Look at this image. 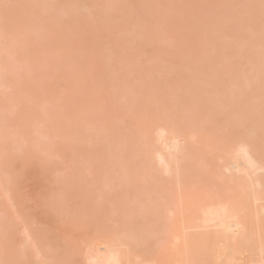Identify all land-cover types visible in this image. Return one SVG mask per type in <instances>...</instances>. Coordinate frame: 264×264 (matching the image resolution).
I'll list each match as a JSON object with an SVG mask.
<instances>
[{"label":"bare ground","instance_id":"obj_1","mask_svg":"<svg viewBox=\"0 0 264 264\" xmlns=\"http://www.w3.org/2000/svg\"><path fill=\"white\" fill-rule=\"evenodd\" d=\"M86 1L87 0H0V75L1 77L5 76L4 75L5 70L7 69L9 71L8 66L11 65L10 68H12V70L11 69L10 70L12 71V74L10 73L11 71H9L6 74L9 76L7 77L5 76L6 82H4L5 83L4 86H6L7 83L10 84L11 81L15 79V77L19 78L20 76H16V75L20 73L21 75L20 79L24 77L22 78V80L19 79L21 83L19 82V80L16 79V80H13L12 82L15 81L17 82V84H15L14 82L11 85L15 84V87H17L18 84L19 85L21 84L19 87L22 86V88H20L19 91L22 96L23 94L24 96L25 95L27 96V94L29 96V92L27 90H29L30 86L32 85L30 83V86H28L29 83H27L28 82L27 80H30L29 78L31 77V74L35 71V70L32 71L30 67L36 69L35 67L32 66V65H35V63H37L34 61L35 59H38L37 57L35 58L36 53L39 52V54H37V56H39L40 53L42 55V52H45L47 51L46 49H48L46 53L48 54L50 53L51 55L52 51L50 50V48L55 49L53 50V52H56V51L59 52L61 51V49L63 51L64 45L67 42L69 43L66 44L67 48L65 45L66 51L68 50L70 51L72 49L71 46L73 47V49H75L76 47L73 46L74 44L76 46H78L79 44V46L82 48L87 43L86 41V43L84 44L87 37H88L87 40L88 41L90 40L92 45L90 46L88 45L89 43H87V45L84 46L83 48L85 50L88 49L90 52H92L93 50L96 51L98 49H102L103 45L100 46L101 48L100 47L98 48L99 44H104L105 47L107 48V44L105 40L109 38L107 36H110V33L109 34L104 33L106 30H108L107 28H110V31L112 30L111 34H114V32H117V33L120 32V35L124 34V37L122 35L120 37L118 34V37L120 39L123 38L121 40L123 43L120 42L119 38H115L116 36L114 35H113L114 37H112L111 35L112 41L111 40L110 41L113 42L114 45L117 44L116 46L117 48L114 53V56L112 53H111L112 57L110 56V53L107 51L108 49H105L106 52H104L103 50L104 48L97 52L94 51L93 53H91V56H90V57H93L96 55V53H97V56L98 54H100L101 57L95 56L93 57L95 58V61L94 59L91 61V63H94L97 61L96 58L97 59L99 58L100 65L103 64L101 63L102 60L104 62V60L107 59V62L105 61V63H107L109 67H107L105 63L103 65H105L104 68L106 67L108 69L111 68L110 74L109 72L108 74L110 78L113 80V85L110 84L112 85L111 87L112 90H109V92H107L110 95L105 97V95H107L106 91L108 90V88H110V85H108V88L106 87L108 83L107 80H106L107 83L104 80L105 85L102 82L103 80L100 81V84H98L100 79H98V81L96 82L97 84L95 82L93 83V81L90 80L92 82L91 83L92 86L87 85L88 87L94 86L97 96L99 94L100 97L99 96L98 97L99 98L102 97L101 99H103L102 94H104V98H106L105 100H107V102H111V104L112 103L117 104L118 102L114 100H109V99H112L111 96L112 97L115 96L117 99L119 98V100H121L122 102L121 103L122 105H120L119 102L118 104L123 108L122 118L121 116L116 117L117 116L116 114L120 113L118 115H121L122 111L117 112L118 111L117 110L118 108H117L113 110L115 112L113 111L111 112L110 109H112V106L111 108H109V106L111 105L110 104L108 106L109 103L106 105V108L108 107L109 109L108 108L107 109L110 111H107V109H104L105 110L104 111L100 109V107H98L100 106V104L103 107L104 103L106 104L107 102H105L104 100L98 99V97H97L98 99L97 101L100 100L102 101V103L96 101V97L93 95L94 88H91L92 89L91 91L93 93L92 95L95 98L92 97L94 102L91 99H89L92 102V105L90 104V106L91 107L93 106L92 108L96 110L94 105L96 104V102L97 104L99 103L96 106L97 108H99V111L98 110L96 111H98L101 114H104L105 112H108V113L111 112L110 114L112 116H110V114L108 115L109 117H111L110 118L111 120L108 119V116L107 117L103 116V122H101L100 124L97 123L98 120H99L98 122H100V120L102 121V118H101V114L98 115L99 113L96 112L97 115L95 113V117L96 118L100 117V119H96L94 117L93 119H96V120H93L94 121L93 123L91 122L89 123L88 121H86L87 119L86 116L87 115L89 116L90 114L88 110L91 108H88L89 107L88 105L87 106L88 110H86V107H85L86 104H84L86 102L84 101L82 102V99H79L81 97L80 92L82 90L79 92L80 97L78 96L79 97L78 99L81 100L80 103H83L85 105L82 107L85 108L88 114L85 113L84 117H82L81 119L85 121L87 124L89 123V125L88 126L86 125V127L84 126L85 127L84 128L82 125H85L86 123L82 121L84 123L82 124L80 120L77 124L78 117L76 116L72 117L74 115V112H76V110L78 114L82 112V110H80L82 108L80 107L82 104H78L80 105L79 106L80 108L77 105L79 109L78 111V109L76 108V105L74 104L76 100H78L76 99L77 97L76 94L75 95L73 94V92L75 93L76 91H73V89L72 90L70 89L71 83L73 85H76L75 83H73L75 79H72L71 75L72 77H76V80H78L79 78L77 76H80L82 74L81 73L82 71L80 70H82L83 68L85 70L84 71L85 74L87 73V70L84 67L85 64L83 63L84 64L83 66L82 61L80 60L79 57H77V59L75 58V61L80 60L79 62L81 63L80 64L81 69L79 68V70L77 71L78 72L80 71L81 74L79 75L77 73V76H76L75 72L73 73V71L75 70H73L71 74L69 75L66 74L65 72H70L68 70H72L74 67L73 65L77 67L76 63L73 64L74 63L73 56L75 55L74 53H78L77 51L78 49L80 50L79 52H81V50L83 52L84 50L83 48L80 49L79 46L78 48H76V50H74L75 52L73 51V49L71 50L73 53L70 51L71 54L70 53L68 54L67 52L68 55H73L72 58L71 56L70 58L69 56H67V58L69 59L66 58L67 59L66 61H69L72 59V61H70V62H73L72 63L73 65L71 66L72 69H68V68L66 69L64 67V69H66L67 71H65L64 69L62 70V68H60L61 63L59 62H58L59 63L58 67L57 65H56L57 68L55 67L56 70L60 68L62 71H65L64 73L66 75L64 76L66 78L63 76V72L60 71L62 73L63 78H65L64 80L67 81V79L69 80L71 79L72 80V81L70 80L71 82H68V83L64 82L63 78H60L61 73L59 72L60 73L59 74L60 76H59L57 74L58 72L54 70L55 68H53V71L54 72L56 71V73L55 74L52 73L54 74V76L57 74L55 77L53 75H50L51 72L47 73L49 69L47 70L45 68L44 70L47 74L43 75L45 72L44 73L42 72V75H39L41 76V78L43 77L45 78V80H47L46 76H48L49 74L50 76L54 77V78L51 77V79L53 78L52 81H56L57 78H59L58 81L60 83L62 80L64 84H67V85L69 84L68 86L71 91V94H73L74 96L69 93L70 91H68L69 94H67V92L62 93V94L67 100L69 99V97L66 98L65 94H67V96L71 95V97L72 96L74 97V102H70V101H73L72 99L73 97L70 98L71 99L70 101H68L72 105L65 103V106L70 105L75 110L73 109L74 111H72V108H70L69 106V108L71 109L70 110L68 108L70 114L69 115L67 114L68 116L67 115L65 116L64 114H66V112L68 111V110L67 111L63 110V109H67V107L66 108L63 107V104H62L65 100L63 96L61 95L57 97L58 96L57 91L61 89L62 86L61 88H59L60 85L58 86L57 83L54 82L55 84H53L52 81H48L50 79L47 80L49 83L51 82L50 84L46 83L47 81L45 82L47 85L48 84L53 85L54 87L55 85L56 87L58 86L57 90L54 87H52L54 91L56 90L55 91L57 93L56 97L55 96L54 97L46 96V97H50L51 100L55 98L59 99L62 97V99L64 100L61 103L62 104L61 107L63 108L61 109L60 107L63 115H61L60 114L61 112L59 111H57L58 115H56L57 112L55 114V111L57 108L56 107H55L56 109L53 108L54 104L57 105L56 102L59 103V100H61L59 99L58 101H55V102L53 101L54 104H52L53 105L52 109L54 110H52V113L54 114L52 113L49 114L51 112L49 108L48 113L46 114V116L48 117L46 118H49V116L53 118L58 116L57 119L55 118L54 120L60 123V121L65 120L72 113L71 115L72 120H70L69 118V120L61 122L59 124V126L60 125L65 126V123L67 122L66 123L67 126L65 127H67L68 129L71 128L70 131H68V129L65 128L64 126L62 127V129L64 130L61 131L60 129L61 126L58 128L57 122L56 121L55 123L52 122L53 121L52 118L50 119V122L54 123L55 128L53 129L50 127L47 128L48 125H50L47 123H46L47 125H44V123L46 122L44 120H47V119L45 118L43 119V116L40 118V116H38L37 114V118L39 117V120L42 119L41 121H44V123L38 121L36 116H33L35 119H32L30 117L32 120H34L33 128L35 129L36 127L37 129L38 128L37 124H43V126L40 125L41 128H38V129L40 130L42 136L43 135L44 136L38 137L39 135H41L40 133H38V135L36 134L38 138L35 139V135L32 136L31 134V132L33 131L32 130L33 128L29 130V127H28L30 122H31L30 125L32 124V121L28 122V124L25 122L26 120L23 121V118H26L27 116L25 113L26 110L25 112H23L22 110L24 109L23 108L24 106L21 108L19 107V105L22 106L23 104L22 98H24V96L20 97L22 99L21 100L22 102L19 103L18 100H20V98H18V96H21V95H18L19 92H17L18 91L17 88L11 85L8 86V88L7 86L0 87V89L3 88L2 89L3 92L2 90L0 91V93L3 94L2 95L3 97L0 98V99L3 98L2 101L0 100L1 101L0 105L1 104L4 105V106L1 105L2 108L1 107L0 108L2 110L4 108V111L7 114L10 111H12L10 112V114H12L13 111L15 113V114L13 113L12 115L9 114L10 115L9 116L7 114L3 115L4 111L3 112L2 110L0 111V113L2 112L0 116L2 115L4 117L3 118L1 116V119H0L1 120L0 127L2 126V128H0V131L2 130V133H0V150H1L0 153L2 155L5 154L7 157H9L8 158L9 160H7L6 158V162L10 161L11 158L12 160H14L13 158L16 159L17 156L19 155V154L17 155L18 150H15L17 148H14L16 147L15 145L20 143V145H17L18 149L19 148L24 149V145L25 144L27 145V143H29L28 145L30 146V142H28L31 139L30 137H29L30 139L28 138L29 139L28 141H27V137H25L26 139L23 142L24 145L21 142L17 143L18 140L19 141L23 140V138H21L20 135H22L23 133H24L23 135L28 134V136H31L32 138L34 137L33 139H35V143L32 140L34 145H36V142L38 140L39 144H43L42 146H45L48 143L46 145V147L48 146L47 148L55 147V149L53 150L50 149L52 150V152H50V150H47L50 153L45 151L46 154L49 153L48 155L49 159L53 157L54 155V159L56 160L57 158H59L57 155L62 156V154L64 153L63 154L64 156L62 157L63 159L67 157V158H71V159H68L67 161L69 160L73 161V158H74L76 161V163L74 161L73 162L69 161L70 163L67 164L68 162L65 160L67 167L68 165L70 166L71 163H75L73 165L71 164L72 165L71 168L74 170V173H72L73 175L71 174L70 167H69L70 173L66 171L68 169H65V171L67 172L66 174L64 171H62V173L64 172L65 174V175L63 174L64 175L63 177L66 179L68 178V176H70L69 174L72 175L71 178L70 177L68 178L69 180L71 179V181L68 180L69 183L68 182L65 183V185L67 184L65 187L63 185L64 183L61 184L66 190L65 191L66 194L64 195L60 193L59 189H62V187H58L57 184H55L56 183L55 181H51V182L52 183L55 182L53 184H55L56 186L54 185L53 186L55 188H58L56 191L57 193L58 192L60 193L58 198L57 196L55 198V192L54 194L49 193V195H51L50 197L48 194H46V196L48 195L47 197L49 198L53 197L55 198L54 201L55 200L57 201V204L53 205L54 207L53 210L54 212H57L60 214V217L57 215L60 219L66 216L67 220L69 221L68 217H71L72 219L70 218V221H69L71 224L68 223L67 220L66 221L68 225H72V226L74 225L75 227V224H76L75 221H78V220L77 219L74 220L75 224H72V221H71L75 217L82 218V221L87 220L88 222L90 220L91 222H93V220L95 221L100 220L99 219L100 213H98L99 210L97 211L96 209V211H94V209L92 210V208L90 210L89 209L87 210V208H89V205L92 206L94 204V202H91V200H97L96 204H100L102 206L103 205L109 206V210L107 214L108 215L107 222L106 221H105L106 223L103 222L104 226H102V229L100 226H98L101 229V231H98V229L97 230L95 229L98 232L97 233L95 232L96 235L93 237L91 236L92 238L90 237L91 233H89L91 230H88L89 232H87L89 236L87 235L88 237L86 238L90 237L91 239L89 238V240L87 241L88 243L86 242V244H82L83 246L86 245L87 247L85 248L86 250H84L83 252L84 253L83 259H82L83 253L81 251L83 246L79 243L80 242L83 243L85 242V240L80 241L77 238H75V235L79 233L77 232L76 227L74 229L75 235L74 233L73 235H74V238L78 241H75V240L73 241L77 242L78 246L79 245L82 246V247L80 246L81 248L79 247L80 250L78 249L77 246H75L76 244L74 243L71 244V245L74 244L73 246H71V248L69 247L70 246L69 244H66L70 241L72 242L71 239H73V235L72 236L70 235V238H68L70 240H66L68 242L65 243L64 241H62L65 244H60V242L58 241L59 243H57V246L58 248L59 246L61 247L59 249L56 248V250L58 249L57 251L64 253V256H66L65 258L68 259L67 263L72 261L71 263H75V264H264V0H218L217 3H214V7L211 5H209L210 7H208V4H206L207 0L206 1L204 0L205 3L203 0H198L201 5H204V4L207 5V7H205L204 5L205 8H210L208 9V11H210L209 13L211 12L213 13V16H212V13L209 14L211 15L212 18L210 16H204L203 13L202 14L199 13V15H203L201 16V18L202 17H204L205 19L207 17H209L208 19L211 18L210 21H212V23H208L210 21L204 20V18H202L203 22L208 21L207 22L208 26L206 25L207 23H204L205 27L207 26L209 29H211L210 27L213 24L212 25L213 29H211V31L207 27L205 28V30H202V32L206 31L205 34L207 33V30H208V33L212 32L209 35L207 34L205 36H203L204 33L200 31L201 28L197 26V28H199L198 32H200V36L202 35V38L200 36L198 37L199 35L198 32L196 34L197 36L195 37H198V39L201 38V40L199 39L200 42H197L200 45L198 44L195 45L196 43L195 44L193 43L194 45H192V41L190 42L191 45L190 43L186 44L185 38H184V42L181 39H180L181 41H179L178 39V37L180 38L181 36L184 35L180 33L179 35L181 36H178V33L180 32V30H183L185 28L186 23H188L189 28L191 25H192L191 27H193V23H189L191 22V19L190 18L188 19L187 17H185L188 15L187 13L188 11H186L187 15L183 16V14L185 13V12L183 13V10H185L183 7L186 6L187 7L186 10H188L190 6L188 1H187L188 4L185 3L184 0L183 2H181L182 0H179V1L177 0H106V1L100 0L99 1L98 0L99 3L96 2L97 0H88V2ZM168 1L169 2L171 1L170 4H168L169 3ZM193 1H196V0H193ZM193 1H190V3H192ZM210 1L211 0H209L210 4H212L213 1L216 2V0H213L211 2ZM219 1L223 2V3L220 2L221 9H218V6L220 5L218 3ZM174 2L175 3L179 2L178 5H182L181 7L183 9L180 6L173 4ZM94 3H97V5ZM195 3L196 2H194V4ZM194 4L192 3L191 6L193 5L192 7L194 8V10H196L194 7ZM222 4H224V6ZM170 5H171L170 9H172L173 11L169 10ZM216 5L218 6L215 7ZM99 6L103 8H100ZM172 6L174 7L176 6L175 9L177 8V10H179V7L181 8L180 12L183 14L180 13V18H178V20L183 18L181 23H184V25L182 24L184 28L182 29L179 28L181 24L178 25L179 21L177 20L176 15L174 16L173 14V12L175 13L176 11L174 10V7ZM192 7L191 9L193 10ZM197 7L199 8V6H196V8ZM211 7L214 8L213 10L214 12L211 10L212 9ZM198 8L197 10L199 12L200 9ZM216 8L218 10H216ZM87 10H89L88 14L91 13V16L87 14ZM203 10L201 12H203ZM168 11H169V14L167 16V14L165 15V13H167ZM215 11H218V12H215ZM84 12H86V14ZM195 12L196 11H194V13ZM191 13L192 15L194 14L193 11ZM191 13L189 14L190 16H192ZM196 14L198 15L197 12ZM206 14L208 15V12ZM64 15L67 18H64ZM68 16H70L69 19L71 17L73 18L76 17L79 20V23H76V21H78L76 18L74 19L75 23L72 22L73 19L71 18L72 20L71 19L69 20ZM162 16H164V18ZM91 17L92 19H90ZM173 17H175L176 19L175 18L173 19ZM193 17L192 19H194V23H196L197 25V20ZM197 17L199 18V16ZM83 18H86L87 25H86V22L84 21L85 19L83 20ZM87 18L92 21H87ZM184 18H187L186 23L183 21L185 20ZM201 18L199 19L201 20ZM65 19L71 23L67 24L66 21H64ZM167 19H171L172 24H171V20H169L170 23L169 22H166V23H169L171 25L175 24L173 21L177 23V26H175V29L176 27H178L179 29L178 31H175L174 26H172L173 28L171 27L173 29V32L171 33L172 35L174 32H178L176 33L177 35H174L176 36L175 40L173 39L172 35L168 33L171 31V28H168L169 31L168 30H167L168 32L165 31L164 34L162 35L163 33L162 31L164 29L162 30V28L159 29L160 27H158V24L159 26L163 25V27H165L164 20H167ZM38 20L42 21V26L45 28H42V27L39 28L41 24L39 23ZM82 20L84 21L83 22L84 24L81 23ZM143 20L146 21V22H143L145 23V25L142 23ZM161 20H163L164 23H161L162 22ZM34 22H36L35 23L36 25L38 24L37 29L34 25ZM44 22L48 23L47 26L45 25ZM95 23L96 24L98 23L100 25L102 24V25L98 26L97 24L96 28L94 29ZM92 24L94 25V27L91 26ZM169 24L167 25V27H169ZM68 25H70V27ZM203 25H201L202 29L204 28ZM14 26L17 29L13 28ZM64 26L66 27L63 28ZM67 26L70 30L71 29L73 30L71 31L72 35L78 33L79 36L76 35V37H81V39L74 37L77 41L76 42L75 39L72 38L73 36L70 35L71 32L67 31L66 33L71 36V38L69 39L70 36L67 37L65 33V31L68 29ZM78 26H82V28ZM97 26L99 27V29ZM102 26H104L105 29ZM188 26H186L185 30L186 31L188 30V32L191 33L194 29L190 28V30L192 29L190 31L189 29H187ZM10 27H11L10 29L11 31L12 29L13 31L14 29L15 31L23 30L22 32L16 33L17 35H20L21 40L24 39L22 43L28 40L25 38L31 37L29 38V39H32L31 42L34 41L33 39H38V37L41 38V35H39L41 33L42 35L43 34L47 35L45 37L46 39L48 38L50 41L48 39L46 40L43 35L41 39L39 38V40H35L36 43L35 41L34 43L33 42L31 43L29 41L27 42V44L31 43L32 46L33 44L34 45L36 44L37 46L40 40L41 42L46 40V42H50L51 44L49 45L48 43V46L46 42H42L41 46H39L40 44H38V49H39L38 52L36 50L37 49L36 46H35L36 49H34L33 47H31V45H29L30 48H32V51L35 50L34 52L35 56H34L33 55L34 53L29 50L30 48L27 46V44H25V50L23 49L24 44L22 47L20 37L17 38L18 39V42H17V40H15L16 38L13 39L7 35ZM31 27H34V28L31 29ZM53 27H56L57 31H55L56 29L55 28L53 29ZM91 27L93 31L91 30ZM167 27H165V29H167ZM80 28L81 30H84V28H86L87 30H91V32H97L95 30L98 29L99 33L103 32L104 30L103 33L106 34L107 38L105 39V37L103 36L102 38H100V39H103V41L102 40L100 41L98 36L101 34L103 35V33H101L99 35H96L97 37L95 36V34H93L95 37L94 39L91 35L92 33L89 31L90 37H92L89 39V36L86 35L85 33L86 29H85V32L81 31L82 32V35H81L80 30H78ZM193 28H196L195 25ZM40 29L41 31H39ZM51 29L55 32H53ZM63 29H64V32H62ZM113 29H114V32H113ZM29 30L30 31L33 30V31L27 32ZM34 30H37L36 34L33 33V32H36ZM76 30H78L79 32H76ZM117 30H120V31L118 32ZM159 31L160 33H158ZM195 31H193L194 34H192V37H190L191 35L188 32L183 37L185 36L187 37V35H190L189 36L190 38L188 37L190 40L192 38L196 39L195 37H193V35H195L196 33ZM23 32L25 33L24 34L25 38H22L21 36ZM56 32H58L59 34L60 32L65 33L63 34L65 36L60 34L62 37L60 36L59 38ZM13 33H10V34H13ZM26 33L27 34L30 33L29 34L30 36L28 37ZM16 34L14 33L13 35L16 36ZM48 34H50L49 35L50 37L53 36L54 39H57V40L60 39V41L58 42H60L61 45L57 46V44L59 45L58 42L56 43L57 40L54 41L52 37L50 39V37H48ZM87 34H89L88 31H87ZM160 34L163 36L162 38ZM5 35H7L6 37H10L13 41L15 40L14 42H12V40L10 41L8 40V43L9 42L13 43V45L10 43L12 47L9 44L7 45L6 43L7 38L5 37ZM32 35L33 37L36 36L37 38L36 37L32 38ZM115 35L117 34L115 33ZM164 35L166 38L164 37ZM56 36L57 38H55ZM83 36H85L86 38ZM170 36L172 37L171 40H173L174 42L176 41V38H177L181 46L182 45L183 46L187 45V46L183 47V49L181 50L182 47H180L179 44H177L178 43L177 41L175 42L176 45L175 44L173 45V42H169L171 40H167L170 38ZM61 39L63 42L61 41ZM78 39H80V42L82 44L79 42ZM146 39L153 40L151 41L152 45L149 42V44L151 45L150 46L151 49L150 47H148L151 51H153L152 49L156 50L158 46H160L161 48L164 46L163 48L168 50V52L164 50L162 54L161 48H160V51H158L159 49H157L156 51L154 50L153 52L150 51V54L152 55L148 54L149 53L148 50L146 51L148 53H146L145 51H142L140 48V45L142 47L144 46L142 45V43H140V41L146 40ZM159 39L161 42L163 39L164 40L162 43H160ZM65 40H66V43H64ZM68 40H71L73 45ZM94 40H97L100 43H98L97 45L96 43L97 41H94ZM124 40L126 41V43L129 42L127 43V45H128V49L130 48V51H131V47L133 46L129 47V44H131L132 42L139 41L140 43L138 44L139 46L136 43L134 44L132 43V45L138 46L137 50L135 49L136 54H137V51L139 52L137 56H135V53H133L134 56H132L133 54L132 55L129 54L128 49L127 50L125 49L127 48V45L123 46L124 44H126ZM155 40L159 41V43H157L156 41L157 45H154ZM165 41H167L168 46L165 43ZM145 42H143L144 45H145ZM180 42H183V44H181ZM206 42H207V45H206ZM208 42H212L211 44L212 46ZM43 43L46 44L47 47H45ZM54 43L56 46L53 45ZM110 43H108V45ZM119 43H121L122 46ZM169 43H171L172 46ZM68 44H71V45H68ZM203 44L206 46H204ZM14 45L17 47L16 50L14 49L15 48ZM42 45H44V48ZM188 45H190L189 48H188ZM213 45L216 46L212 48V49L216 48L215 54H212L213 52L209 53L208 51L210 50L207 51V49H205V48H208L209 46L213 47ZM26 46H27V49L29 48L27 52H26ZM92 46L97 47L98 49H95V48L93 50L90 49ZM152 46L154 47L152 48ZM165 46L167 48L170 47V49L169 48L167 49ZM175 46H178V47L176 48ZM10 47L13 51H15V53L18 51V47H20L19 51L22 48V51H20L19 53V55L20 54L21 55L20 56L18 55L19 51L16 54L10 53L11 52ZM210 47L208 49H211ZM40 48H43L41 49L42 52L40 51ZM58 48H60V50H58ZM122 48H124L125 51ZM179 48L181 52L175 51L176 49H179ZM172 49H173V53L170 54L171 51L169 50H172ZM121 51L122 53L124 51V53L126 54L125 59ZM140 51L144 54L141 56L147 57L149 55L150 57L148 56L147 59L146 58L141 59L139 57L141 53ZM21 52H24L26 55H22ZM103 52L104 54H102ZM156 52H158L159 54ZM6 53L10 54L8 55L9 57H13V60L11 58L12 61L8 58V56L6 57ZM30 53H32V55L35 58L33 60L34 63L32 64L31 62H29V64L31 65L30 66V65H26V61L28 64V60L26 61L22 60L25 63L23 65V63H21L22 61L20 60L23 57L26 58L28 54H29L28 55V58H29ZM153 53L155 55L158 54L161 56L166 55L167 59L169 56L168 60H171V61H173L175 57L177 58L174 62L169 63V62H166L167 59L164 60L165 58L164 56L162 58L161 57L158 58L159 57L158 56L157 59L154 57H151L154 55ZM175 53H177V56L174 55ZM12 54L17 55V56L14 57ZM44 54L42 55L43 57L41 58V59H44L43 63H45V65H47V63L52 64L53 61L49 63V59H47L48 62L46 63L45 57L48 54H45L46 55L45 57H44ZM55 54H52V55H55ZM92 54L94 55L92 56ZM172 54L173 56L171 57ZM2 55H4L5 57H3ZM61 55H64V52ZM102 55L107 56L106 59L103 58ZM33 56H31L32 59H33ZM126 56L129 58H131L132 56V58L124 62V60H126L127 58ZM14 58H16L15 60L20 61V63L22 64L21 67L26 65L28 67L30 66L29 67L30 69L28 67L26 69V66H25L23 70L24 74L22 73V71L18 72L17 71L19 70L18 65H20V63L19 61H17L18 64H14L16 63L14 61ZM81 58L84 59V57H81ZM138 58H140V60ZM41 59L37 60L39 62V67H40ZM54 59L55 57H53V59H50V60H54ZM6 60L7 61L9 60L10 64H9V61L7 62ZM29 60L32 61L31 59ZM62 60L65 63L64 59ZM84 60L86 61V59ZM142 60H145V62L142 63ZM114 61H115V64L113 63ZM12 63L14 64L13 66H17V67H14L13 69ZM66 63L68 64V62ZM7 64L9 65L5 66ZM77 64L79 63L77 62ZM68 65H70V63ZM41 67L43 69L44 66H42L41 64ZM47 67L50 68V65H48ZM67 67L71 68L70 66H67ZM15 69L16 71L14 72ZM21 69L22 68H20V70ZM25 70H28L29 73L32 72L30 74V77L29 75L27 76L28 73H26L27 71ZM99 71H100V68H99ZM104 72L102 73L104 74ZM13 73L14 74L16 73V75H13ZM102 73L100 74L98 72L96 76H98L99 74L102 75ZM85 74L82 75V77L86 76ZM111 74L113 76H111ZM67 75L70 77L67 78ZM106 75H103V77H105ZM26 76L28 79H26ZM89 76H90V79L92 80L94 79L96 80V78H99V76L95 78V74H94V77H91L92 75L88 73V75L86 76L87 79L85 81L89 80L88 79ZM109 76H106V77L108 78ZM7 78H10V80H8ZM7 80L10 82H7ZM23 80H25L24 81L25 86L28 84L27 90L24 88V91H27L28 93L27 92L23 93L24 92L23 91L24 85L22 84ZM112 80H110L109 82H112ZM3 81L0 80V83ZM101 82L103 83L104 86H102L100 89V86L98 87V85H101ZM37 83H35V85H37ZM72 84L71 86L73 88ZM41 85L43 87V84ZM12 87L14 90L15 89L17 90V91L15 90L16 92L14 93L15 94L14 96L18 98V99L14 98L13 100L17 101L19 105H17L15 102L13 105L15 104L16 105L11 106L12 104L11 102L13 100L12 101L11 99L9 100L8 96L11 98L13 93L11 94L10 92H14L12 91L13 89L10 90ZM39 87L41 88L40 85ZM159 87H164L165 89L167 87L166 91L168 90V93H165L166 91L163 89L164 95L166 94L167 97H165L166 95L165 96L161 95L162 91L161 93H154V94L150 93L151 90L153 92L154 91L153 89H156ZM4 88H7L8 91L10 90V92L8 93V96L6 94L5 98H4V95L7 90ZM35 88L39 90L36 91ZM40 88L33 86V89L35 90L33 91V93L35 92L38 93L40 91ZM86 88L87 87L85 86L84 90ZM21 89H22V92H21ZM82 89H83V85H82ZM99 90L101 91L105 90V93L104 92L100 93ZM156 90H160V88ZM110 91L111 92L113 91V93L111 94ZM60 92L62 91L60 90ZM33 93L30 94L32 97H33ZM37 93L34 94V97L38 96ZM149 93L152 94V96L154 95L153 97L155 98H156V95L159 94L160 96L159 95L158 96L160 98L164 96V98L166 99L165 100L164 98L162 100L161 99L154 100L153 98L151 99L152 96H150ZM16 94L18 96H16ZM41 96H43L41 98H43L42 101H45V105H48L46 104L47 103L46 100L49 101L50 99L46 98L45 95H43V93ZM34 97H33V100H35ZM115 97L113 99H115ZM159 97L157 98L159 99ZM28 98L26 99V101L27 100L28 101L24 102V105L27 104L26 108L29 109V107H31L29 106V104L30 105L33 104V106H35L34 105L35 102H37L35 104H38V106H40L38 103V101H40V104H41L40 97H38L40 98L39 100H37L36 98L37 101L33 103H29L30 99H31L30 100L31 102L33 100L32 98L30 99ZM5 99H7V102L10 105H8V103H2L4 101L6 102ZM77 103H79V101H77ZM93 103L95 104L93 105ZM6 104L10 106V108L12 107V110H10V108ZM5 105L7 107H5ZM119 105L118 106L115 105V106L120 107ZM115 106L114 108H116ZM16 107L19 112L16 111L17 110ZM19 108L21 109L22 113L20 112ZM42 108L43 106H41V108H38V109L36 108V111L38 110L44 113L45 108L43 109V111H42ZM57 110H59V107ZM62 110L65 112H63ZM85 110H83V112H86ZM92 110L93 109H91V112ZM100 110H102L103 113L100 112ZM38 111L37 112L33 111L34 114L31 112L29 113L35 115V113H38ZM41 112H39L40 115H42ZM46 112L47 110L45 111V113ZM17 114H19L20 116L22 114L24 117L22 116L19 117V115ZM114 114L116 115L115 120H114L115 118ZM82 115L80 114V116ZM17 116L18 118H16ZM10 117L12 118L14 117L15 121L12 118L10 121L9 119ZM61 117H62V120H60ZM104 117H106L108 120L104 121L105 119ZM2 118L5 121H3ZM21 118L23 121L21 122L23 123L22 126L24 125V122H25L30 134L26 133L28 130H26L25 127H23V129L21 128L22 127L21 123H18L19 121H21L20 120ZM73 118L77 119L75 120L76 123L74 122ZM117 118H121L122 120L117 119ZM6 119H8V121ZM16 119H18L19 121ZM88 119H90V117ZM118 120L119 122H117ZM35 121H38V122H35ZM68 121H70L71 123L74 122L73 125L69 123ZM90 121H92V119H90ZM12 122H13V125H12ZM95 123L97 124L92 125ZM18 124L21 127H19ZM79 124L85 129L84 132L79 131L81 130L82 127L80 129H76L78 126L80 127ZM6 125L7 127H5ZM68 125H71L72 127L69 126L70 127L69 128ZM11 126L14 127L13 130H15V128L18 127V129H16L15 132H17V130H19V133L23 131V133L17 136V138L20 137V139L22 140L15 139L16 142L9 144L10 142L13 141L12 139L15 138V137H12L10 138L11 139L10 142L7 141L6 143H4L5 141L3 139L9 140V137H7V134L9 133L7 132L10 129L12 130ZM74 126H75V129L73 128ZM4 128H5L4 131H6L7 134L3 136H6L7 138L6 137L3 138L1 135V134H5V132H3ZM6 128L8 129L6 130ZM19 128H21L22 131H20ZM36 129L33 131L34 133L38 131ZM66 129L70 133L71 131L73 133L79 132L78 133L79 138L82 136L81 140H78L80 141L79 142L80 144L78 145V147L76 146L78 143L72 141L74 137L77 135H74V137L73 135H71L70 138L72 137V140L68 139L67 141V137L66 138L64 137V139H65V142L66 141L72 142L70 144L71 147L68 144L71 150L74 151V148H72V146L75 147V150L76 148H79L76 150L77 152L74 151L75 153L73 154H75V156L79 155L78 158L80 157V154H81V156L84 158L83 159L81 157L83 160H79L81 158L78 159L77 157H76L77 158L76 160L75 156H73L69 148L65 150L67 145L66 146L64 145L65 147H63V143L61 144V147H60L62 148L61 150H63V153L61 150H60L61 151L60 154L55 153L57 151L59 152V149H60V148L56 149V146L57 147L60 146L57 143L59 139H57V142H56V138L59 137V133L60 135H64V132H65V135H66L68 133V132L66 133L65 131ZM121 129L126 130V131L124 130L125 132L123 131L124 132V134H122L123 137L121 135V139L124 138L123 140H119L120 138H118L120 135L118 132H121L122 131ZM13 130L11 131L12 133L14 132ZM49 130L50 131L52 130V132L57 131L58 134L57 132L56 134L54 133L55 136L56 135L57 136L52 137L50 135L52 132H50ZM118 130H121V131H118ZM44 131L45 132L49 131V135H48V132L45 133ZM115 132L117 133L116 135L118 137L116 135H113ZM19 133H16L13 135H18ZM10 134L9 136H11ZM69 134H68V137H69ZM45 136H47L48 138L50 136L51 138L46 139ZM113 136H116L117 138L113 139ZM41 138H44V140H42L43 142L44 141L46 142V140H49V141H47V143H43L41 141L40 143L39 140H41ZM51 139L55 142H52ZM75 139L77 140V137H75ZM117 139L119 141H116ZM1 141H3L4 145L8 143L7 144L8 146L7 145L4 146L3 144L1 145L2 143ZM32 141H31V144H33ZM114 141L117 143L121 141V143L116 144L114 143ZM60 142H62V140H60ZM13 148L15 151H17V153L13 154L14 151H12L13 157H11L12 156L11 150H13ZM19 151H22V150H19ZM38 151L39 150L37 149L36 152ZM53 152L56 154V158ZM78 152H80V154H78ZM66 153L67 154L69 153L68 155L70 156L72 154L73 157H68V155L66 156ZM210 154H214V155H210ZM5 155L0 156V158L4 157ZM211 156H213V159H216V162H214L215 160H213ZM44 159L46 161V157H44ZM54 159H51V161H53ZM59 159H58V162H59ZM2 160L0 159V161ZM55 160L52 162L55 167L52 166L53 164L49 165L51 161L48 160L49 163L47 162L48 163L47 168H49L50 166L52 169L49 168L51 171L48 170L46 174L49 172L51 173V175H53L52 171L57 172L59 168L63 169L65 165L63 161H62L63 165L61 164L62 167H57L58 165L59 166L61 165L60 164L57 165L58 162H56ZM4 161L0 162L1 167H3V165L5 166V168H2L3 170L7 169L6 168L7 163L6 164L3 163ZM99 161H102L101 166L103 169H101V167L99 166L101 164V162ZM54 168L56 169L53 170ZM44 169L46 168L44 167ZM1 171L2 170L0 168V172ZM59 173H61V171L58 172V175L60 176ZM225 174H232L233 177L229 175L231 176L230 178L226 176ZM55 175H57V173H55ZM48 177H50V174L48 175ZM51 178L50 179L53 180V177ZM1 180L5 181L3 178L0 179V181ZM62 180L64 181V179ZM58 182L61 183L60 181ZM4 184L5 182L2 183V185ZM99 184L101 185V187ZM144 185H145V189H142L141 186H143L144 188ZM96 186L98 188L100 187V189L96 190L95 189ZM0 187L2 188V186ZM4 188L6 189L7 187L3 186V188L0 189L1 190L0 194L2 195V193H5L4 198L6 200L11 199L9 201L12 202L13 201L12 197L8 196V195L11 196L10 194L11 192L8 191V188L4 192ZM204 189H207L205 193H204L205 191ZM51 191H54V188ZM61 191L64 192L63 189ZM176 194H178L179 196L178 198L180 201L179 202L180 208H178V210L175 209V203H178L177 199L175 200L176 202H174V199H175L174 197L176 196ZM61 195H64V196H61ZM49 198L48 200H50ZM74 200L75 202H78L79 205L81 201V204L83 203V206L78 205L79 207L77 206L74 209L73 206H76L75 205L76 203L74 202ZM86 200L87 202L89 200V202L93 204L92 205L89 204L88 207H84V204H86ZM71 202L73 203V206H71L72 204ZM98 206L96 207L98 208ZM102 206L100 208L105 210V208ZM99 212H102V211H99ZM104 212L105 211H103V213ZM61 214H64L62 218H61L62 216ZM59 218L57 219V221L59 220ZM63 221L65 220H62L61 222L59 220L58 222L62 223ZM66 221L64 222V224L66 223ZM82 221L80 219V222ZM169 222L171 223V225L168 224ZM82 223H85L87 225L86 221ZM64 224L62 225L64 226ZM81 224H78V226ZM93 224L90 223L89 226L91 227V225ZM0 227L3 228L2 225ZM90 227L88 228L86 226V229H90ZM66 228L67 227L64 228L65 231H67ZM71 228L72 227L69 226V229ZM79 228L80 226L78 227V231L85 229V227H83V229H79ZM93 230H92V233H93ZM191 230L195 231L196 234L192 233L190 235L189 232L191 233ZM69 231L72 233L71 230ZM84 232H82L83 233L82 235L77 234L76 236L78 235L84 236L82 238L85 239V236L87 233H85L84 235ZM65 234L67 233H64V236L67 237ZM39 236L37 233L27 228V234L25 237L26 244L24 243L25 244L24 249L26 250L23 249V251L20 254L16 252L13 253L11 251L10 254H8L5 257V263L6 264H20L22 256L30 255V253L31 255H33L35 253L34 255L36 258L39 259L40 264H58V261L55 259V255L50 254L51 252L48 249L49 248L48 244L45 243L46 239L44 238L43 240L42 239L43 237L42 236L39 237ZM65 237H64V240H65ZM150 239H151V242L154 241L153 242V244L155 243L154 247L151 242L149 243ZM169 241L170 242L172 241L170 245H172L173 247L174 252L172 253H175V254H173V257L170 256L171 258L167 257L168 255L165 254L167 258H165L164 256L165 258L164 259L165 262H164V260L162 259L163 260L162 261L159 258V256L157 257V254H158L157 252L164 249ZM149 244L152 245L151 246L152 249L156 248L157 251H154V252L151 251L150 250L151 248H149L150 246L148 247ZM57 246H54V247H57ZM74 246L77 249L74 250L73 248ZM31 247L33 248V253L31 252L32 250H28ZM77 250H79V252L81 251L80 253L81 257L79 253L76 252ZM172 253H169V254L172 255ZM66 259H65V263H66Z\"/></svg>","mask_w":264,"mask_h":264},{"label":"rangeland","instance_id":"obj_2","mask_svg":"<svg viewBox=\"0 0 264 264\" xmlns=\"http://www.w3.org/2000/svg\"><path fill=\"white\" fill-rule=\"evenodd\" d=\"M99 1H100V0H99ZM99 1L97 0L96 2L99 3ZM103 1H106V0H103ZM177 1H179V0H177ZM184 1H185V3H187V4H188V2H189L190 6H191L192 3L194 4V2H196L197 4H196V3L194 4V7H195L196 10H194V8L192 7L193 5L191 6V7L193 8V10L191 9L190 6H189L190 10H189V8H188V10H186L187 7L185 6L186 8L183 7V8L185 9V10H183V13L185 12V13L183 14V13L180 12V9L182 8V7H181L182 5H178L179 2H176V3L174 2L173 4H175V5H177V6H180L181 8L179 7V10H177V8L175 9L176 6H175V7L172 6V7H174V10L176 11L175 13L173 12V14H174V16L176 15V18H177V20H178V18H180V13L183 14V16H184V15H187V13H188V15L185 16V17H187L188 19H189V18L191 19V22H189V23H193V27H194V25H195L196 28H193V27H191L192 25L190 24V25H191L190 28L194 29L193 31H195V29H196V31H195L196 33H195V35H193V37H195V36H197L196 34H197L199 28H201L200 31L202 32V30H205V28L208 26V23H212V21H210V19H211L212 17H211V15H209V14H211L212 12L209 13L210 11H208V9H210V8H205V7H207L206 4H208V7H210L209 5H211V6L214 7V3H217L218 0H216V2L213 1V0H211V1H213L212 4L209 3V0H207V1L205 0V1H206V4H204L205 1L203 0V1H204L203 4L205 5V7H204V5H201V4L199 3L198 0H196V1H193V0H184ZM187 1H188V2H187ZM190 1H193V2L190 3ZM211 1H210V2H211ZM86 2H88V0H87ZM86 2H85V3H86ZM94 2H95V1H94ZM101 2H102V1H101ZM168 2H169V1H168ZM170 2H171V1H170ZM170 2H169L168 4H170ZM181 2H183V0H182ZM201 2H202V1H201ZM220 2H221V1L218 2V3L220 4L219 6H218V5L215 6V7L218 6V9H221V3H223V2H221V3H220ZM198 3H199V4H198ZM94 4L97 5V3H94ZM101 4H102V3H101ZM171 5H172V4H171ZM171 5H170V7H169V10H170V11L172 10V9H170V8H171ZM183 5H185V4H183ZM195 5H196V6H199V8L197 7L198 9H200L199 12H198V10H197V8H196ZM222 5L224 6V4H222ZM200 6H201V7H200ZM202 6H203V7H202ZM97 7H98V6H97ZM99 7H100V8H103V7H101V6H99ZM100 8H98V9H100ZM183 8H182V9H183ZM202 8H203L204 10H203ZM211 8H212V7H211ZM222 8H223V7H222ZM201 9L203 10V12H201V11H202ZM218 9L216 8V10H218ZM102 10H103V9H102ZM191 10L193 11V13H194V11H196V12L198 13V15L196 14V12L194 13V14H196V15H194V14L192 15V13H191L192 11H191ZM211 10L213 11L214 8H212ZM172 11H173V10H172ZM186 11H188V12L186 13ZM189 11H190V13H191L192 16L189 15V14H190ZM88 12H89V10H87V14H88ZM92 12H94V11H92ZM207 12H208V15L206 14ZM213 12H214V11H213ZM215 12H218V11H215ZM84 13L86 14V12H84ZM112 13H113V12H112ZM199 13H200V14L203 13L204 16H210V17H211L210 19H208L209 17H207L206 19H205L204 17H202V18H204V20H208V21H210V22H208V21L203 22V20H202V18H201V16H203V15H199ZM166 14H167V16H168L169 11H168L167 13H165V15H166ZM205 14H206V15H205ZM83 15H84V14H83ZM88 15L91 16V13L88 14ZM88 15H86V16H88ZM165 15H164V16H165ZM170 15H171V13H170ZM170 15H169V16H170ZM215 15H216V14H215ZM71 16H73V15H71ZM81 16H82V15H81ZM86 16H85V17H86ZM164 16H162V17L164 18ZM167 16H166V18H167ZM172 16H173V15H172ZM172 16H171V17H172ZM177 16H178V17H177ZM181 16H182V15H181ZM183 16H182V17H183ZM188 16H190V17H188ZM193 16H194V17H193ZM197 16H199V18H201V20H200ZM212 16H213V13H212ZM69 17H70V16H68V19H69ZM192 17L195 18V19L197 20V25H196V23H194V19H192ZM64 18H67V17H65V15H64ZM71 18L73 19L72 22L75 23L74 19H75L76 17H74V18L71 17ZM71 18H70V19H71ZM160 18H161V17H160ZM174 18H175V17H173V19H174ZM176 18H175V19H176ZM187 18H184L185 20H183L185 23L187 22V20H186ZM70 19H69V20H70ZM72 19H71V20H72ZM76 19H77V18H76ZM81 19H82V18H81ZM84 19H85V20H84ZM90 19H92V17H91ZM90 19L87 18V21H92V20H90ZM171 19H172V18H171ZM171 19L164 20L165 23L163 22V20H161V21H162L161 23H164V24H165L164 26L167 27V25L170 23L169 20H171ZM182 19H183V18H182ZM182 19H179V20H178V21H179V22H178V25L181 24V26L179 27V28H181V29L184 28V27L182 26V24L184 25V23H181ZM198 19H199V20H198ZM77 20H78V19H77ZM83 20L86 22V18H83ZM83 20L81 21L82 24H84V23H83V22H84ZM177 20H176V21H177ZM192 20H193V21H192ZM38 21H39V20H38ZM40 21H41V20H40ZM40 21H39V23L41 24V26H39V28H40V27L45 28V27L42 26V21H41V22H40ZM64 21H66L67 24L71 23V22H69V21L66 20V19H65ZM67 21H68V22H67ZM189 21H190V20H189ZM199 21H201L202 23L199 22ZM108 22H109V21H108ZM143 22H146V21L143 20L142 23H143ZM166 22H169V23H166ZM173 22H174L176 25H175V24L171 25V24H172V20H171V24H169V27H167V29H165V27H163V25H162V26H161V25L159 26V24H158V27H160L159 29H161V28H162V30L164 29V30L162 31L163 33L161 32L162 35L164 34L165 31H167V30L169 31L168 28H171L172 26H174V29H175V26H177V23H176L175 21H173ZM207 22H208V23H207ZM35 23H36V22H34V25H35V27H36V29H37L38 24L36 25ZM37 23H38V22H37ZM44 23H45V22H44ZM64 23H65V22H64ZM66 23H65V24H66ZM76 23H79V20L76 21ZM90 23H91V22H90ZM204 23H207V24H206V25H207L206 27H205V24H204ZM47 24H48V23H45L46 26H47ZM72 24H73V23H72ZM88 24H89V22H88ZM93 24H94V23H93ZM93 24L91 25L92 27H94ZM97 24H98V23H97ZM97 24L95 23V27H94V29L96 28V25H97ZM143 24L145 25V23H143ZM143 24H142V25H143ZM198 24H199V25H198ZM203 24H204V25H203ZM12 25H14V24H12ZM12 25H11V27H12ZM45 25H44V26H45ZM63 25H64V24H63ZM80 25H81V24H80ZM86 25H87V22H86ZM86 25H85V27H86ZM101 25H102V24H101ZM101 25L98 24V26H101ZM201 25H203V27H204L203 29H202ZM209 25H210V24H209ZM212 25H213V24H212ZM212 25H211V27H210L211 29H213V28H212V27H213ZM15 26H16V25H15ZM15 26H14L13 28L17 29ZM68 26L70 27V25H68ZM68 26H67V28H68ZM73 26H74V25H73ZM76 26H77V25H76ZM82 26H84V25H82ZM82 26H78V27H81V28H82ZM98 26H97V27H98ZM186 26H188V23H186L185 28H186ZM197 26H198L199 28H197ZM11 27L9 28V31L6 29V30L8 31L7 35L10 36V37L13 38V39L16 38L15 40H17V42H18V39H17V38L20 37V35H17L16 33H17V32H22L23 30H22V31H15V29H14V31H13V29H12V31H11V30H10ZM51 27H52V26H51ZM56 27H57V26H56ZM56 27H53V29H54V28L56 29L55 31H57V28H56ZM65 27H66V26H64L63 28H65ZM71 27H72V26H71ZM92 27H91V30H92ZM102 27L105 29L104 26H102ZM33 28H34V27H31V29H33ZM39 28H38V29H39ZM67 28H66V29H67ZM81 28L78 29V30H80V32H81V31H84V32H85V29H86V28H84V30H81ZM89 28H90V27H89ZM89 28H88V29H89ZM172 28H173V27H172ZM172 28H171V31H170V32L167 31L170 35H172L171 33L173 32V29H172ZM185 28H184L183 30H180L179 33H178V32H174L175 34L173 33V35H172L173 39L175 40V37H176V36H174V35H177L176 33H178V36H181V35H179L180 33H181V34H184V35L187 34L188 30L186 31ZM190 28H189V26H188L187 29L190 30ZM207 28H208V27H207ZM48 29H49V27H48ZM66 29H65V30H66ZM68 29H69V28H68ZM68 29L65 31V33H66L67 31H69V32L73 31L72 29H71V30H70V29L68 30ZM75 29H76V28H75ZM75 29H74V30H75ZM98 29H99V27H98ZM98 29H96L95 31L98 32ZM107 29H108V30H106L105 32H104V30H103V32H104V33H107V34L110 33V36H107V37H109L110 39L107 38V37H106V34H104L103 32H101V33H103V35H102V34L99 33V32H98V34H97V32H91V30H87V29H86V32H85V33H86V35L89 36V39L92 38V37L95 39V37H94L93 34H95V36L101 34L102 36H101V35L98 36V38H99L100 41H101V40L103 41V39H100V38H102L103 36L105 37V39L107 38V39L105 40V42H106V44H107V48L105 47L104 44H99V45H98V43H100L99 41H97L98 39H97V40H94V41H97L96 43H97V45H98V48H99L101 45L104 46V47L102 46V49L104 48V49H103L104 52H106L105 49H108L107 51L110 53V56L112 57L111 53H112L113 56H114V53H115L116 48H117V47H116L117 44L114 45L113 42H111V41H112V39H111V35H112V37L116 36L115 38H119V37H118V34H119L120 37H121V35L124 37V34H121V35H120V32H119L120 30H117V31L119 32V33H117V32H114V29H113L114 34H111V33H112V30L110 31V28H107ZM159 29H158V30H159ZM192 29H191V30H192ZM208 29H209V28H208ZM211 29H209V30L211 31ZM42 30H43V29H42ZM46 30H47V29H46ZM46 30H45V31H46ZM51 30H52V29H51ZM78 30H76V32H79ZM101 30H102V28H101ZM101 30H99V31H101ZM178 30H179L178 27H176L175 31H178ZM184 30H185V31H184ZM191 30H190V31H191ZM7 31H6V32H7ZM24 31H25V30H24ZM32 31H33V30H32ZM32 31L29 30V31H27V32H32ZM34 31H36V32H33V33L36 34V33H37V30H34ZM39 31H41V29H40ZM45 31H44V32H45ZM48 31H49V30H48ZM52 31H53V30H52ZM55 31H53V32H55ZM87 31H88L89 34H87ZM89 31L92 33V34H91L92 37H90V32H89ZM92 31H93V30H92ZM193 31H192L191 33L188 32V33H190L191 36H190V35H187V37H186V36L183 37V36H184V35H183V36H181L180 38L177 36L178 39H179V41L182 40V41L184 42V38H185V39H186V42H185L186 44H187V43L189 44V43L192 41V45H194L195 43H196L195 45H197V44H198L197 42H200L199 39L201 40L202 35L200 36V32H198V34H199L198 37L200 36L201 38L198 39V37H195L196 39H193V38H192V39L190 40L189 38L192 37V34H194ZM9 32H10V33H13V32H14V33L16 34V36L13 35L14 33H13V34H10ZM49 32H50V31H49ZM53 32H52V34H53ZM58 32H59V31H58ZM58 32H56V33L58 34V37H59V38H60V36H61L60 34H62V35L65 34V33H61V32H60V34H59ZM62 32H64V29H63ZM69 32H68V33H69ZM84 32H83V33H84ZM182 32H184V33H182ZM185 32H186V33H185ZM205 32H206V31H205ZM205 32H202V33H204L203 36H205V35H207V34L209 35L210 33H212V32L208 33V30H207V33H206V34H205ZM42 33H43V32H42ZM115 33H116L117 35H115ZM158 33H160V31H159ZM202 33H201V34H202ZM18 34H20V33H18ZM24 34H25V33L23 32V34L21 35L22 38H25V37H24V36H25ZM29 34H30V33H29ZM29 34L26 33V35H28V37L30 36ZM31 34H32V33H31ZM38 34H39V33H38ZM38 34H37V35H38ZM57 34H56V35H57ZM73 34H74V32H73ZM80 34L82 35V32H81ZM165 34H166V33H165ZM7 35H5V37H6ZM39 35H41V38H42L43 35H44V37L47 36V35H45V34L42 35L41 33H40ZM49 35H50V34H48V37H50ZM70 35L73 36L72 38L76 37V35L79 36L78 33H77V34H74L75 36L72 35V32L70 33ZM70 35L66 33V36H67V37L70 36ZM84 35H85V34H84ZM113 35H114V36H113ZM157 35H158V34H157ZM160 35H161V34H160ZM162 35H161V38L163 37ZM12 36H13V37H12ZM63 36H65V35H63ZM71 36L69 37V39L71 38ZM167 36H168V35H167ZM189 36H190V37H189ZM10 37H6L7 39H6V38H5V39L7 40V41H6L7 45L9 44V45L12 47V45H13L12 42H14L15 40L13 41ZM26 37H27V36H26ZM34 37H36V36H34ZM34 37H33V35H32V38H34ZM51 37L53 38V36H51ZM51 37H50V39H51ZM61 37H62V36H61ZM67 37H65V38H67ZM83 37H85V36H83ZM96 37H97V36H96ZM158 37H159V36H158ZM164 37H165V35H164ZM168 37H169V36H168ZM172 37L170 36V38L167 39V40H171ZM182 37H183V38H182ZM188 37H189V38H188ZM8 38H9V39H8ZM29 38H31V37H29ZM29 38H25V39H28V40H27L26 42H23V43H22V41H24V39L21 40V37H20V41H21V43H22L21 46L23 47V44H24V48H23L24 50H25V44H27V42H29V41L31 42V40H32V39H29ZM36 38H37V37H36ZM39 38H40V37H38V39H33V40H34V41H35V40H39ZM41 38H40V39H41ZM55 38H57V36H56ZM76 38H80V39H81V37H76ZM85 38H86V37H85ZM87 38H88V37H87ZM87 38H86L85 42H84V41H82V42H84V44H85L86 41H87V43H89L88 45L91 46L92 43H91L90 40H89V41H90V42H89V41L87 40ZM161 38H160V39H161ZM165 38H166V37H165ZM43 39H44V38H43ZM45 39H46V37H45ZM47 39H48V38H47ZM47 39H46V40H47ZM53 39H54V38H53ZM74 39H75V38H74ZM80 39H78L79 42H80ZM82 39H83V38H82ZM113 39H114V38H113ZM119 39H120V38H119ZM122 39H123V38L120 39V42H122V41H121ZM160 39H159V41H160ZM178 39L176 38V41L178 42L177 44H179ZM180 39H181V40H180ZM187 39H188L189 41H188ZM8 40H9V41L12 40V42H9V43H8ZM46 40H45V41H42V42H46ZM48 40H49V39H48ZM55 40H57V39H54V41H55ZM91 40H92V39H91ZM110 40H111V41H110ZM163 40H164V39H163ZM163 40H162V42H163ZM34 41H32V42L34 43ZM49 41H50V40H49ZM52 41H53V40H52ZM52 41H51V42H52ZM58 41H60V39L57 40L56 43H57ZM61 41H62V39H61ZM68 41H70V42L72 43L71 40H68ZM73 41H74V40H73ZM75 41H76V39H75ZM94 41H93V42H94ZM109 41H110L111 43H110ZM118 41H119V40H118ZM124 41H125V40H124ZM142 41H143V42L146 41V42H145V45L143 44ZM142 41H140V43H142V45H143L144 47H142V46L140 45L141 50H142V51H145V52L148 50L149 53H148V52H146V53H148L149 55H152V54H150V51H151V50H150V49H151L150 46L152 45V44H151V41H153V40H147V39H146V40H142ZM156 41H157V40L154 41V45H157V44H156ZM159 41H157V43H159ZM176 41H175V42H176ZM32 42H31V43H32ZM40 42H41V40H40ZM40 42H38V44H40L39 46H41V44H42V42H41V43H40ZM62 42H63V41H62ZM62 42H61V43H62ZM76 42H77V41H76ZM76 42H74V43H76ZM114 42H115V41H114ZM116 42H117V41H116ZM149 42H150L151 45L149 44ZM162 42L160 41V43H162ZM169 42H173V45L175 44V42H174L173 40H171V41H169ZM183 42H180V43L183 44ZM10 43H11L12 45H11ZM31 43L27 44V46L30 48L29 45H31V47H33L34 49L37 48L36 50H37V52H38V51H39V49H38V44H37V46H36V44H35V45L33 44V46H32ZM35 43H36V41H35ZM48 43H49V45L51 44L50 42H46L47 46H48ZM58 43H59V45L57 44V46H60V45H61L60 42H58ZM64 43H66V40L64 41ZM67 43H69V42H67ZM67 43H66V44H67ZM80 43H81V42H80ZM87 43H86V45H87ZM90 43H91V44H90ZM108 43H110V44L108 45ZM122 43H123V42H122ZM125 43H126V41H125ZM127 43H129V42H127ZM127 43L124 44L123 46H126ZM132 43H133V44L136 43L137 45L140 44L139 41H137V42H132ZM132 43L129 44V47H131V46L134 47V49H133V47H131V51H130V48L128 49V45H127V48H125V47H124V48H125L126 50L128 49L129 54L132 55L133 53H135V56H137V54H139V52L137 51V54H136V50H137V47H138L139 45H138V46H135V45H132ZM165 43L167 44V41H165ZM165 43H163V44H165ZM193 43H194V44H193ZM208 43H210V45L212 44V42H208ZM16 44H18V43H16ZM43 44H44V43H43ZM46 44H44L45 47H47ZM66 44H65V45H66ZM76 44H78V43H76ZM81 44H82V43H81ZM93 44H94V43H93ZM112 44H113V45H112ZM119 44H121V43H119ZM169 44L172 46L171 43H169ZM213 44H215V43H213ZM19 45H20V43H19ZM44 45H42L43 48H44ZM53 45H55V43H54ZM53 45H52V46H53ZM65 45H64V49H63V51H62V49H61V51H59V52H58V51L53 52V50H55V49L50 48V50L52 51V52L50 51V52H51V55L56 53L55 55H52V56L50 55V53H49V54L46 53V52L48 51V49H46L47 51L42 52L41 49H43V48H40V51L42 52V55H43L44 53L49 55V56H48V55L46 56V55L44 54V57L46 56V57H45V58H46V59H45L46 63L48 62L47 59H49V63L53 61L52 64H51V63H50V64L47 63V65H45V63H43V60H44V59H41V58L43 57V56L41 55V53H40L41 56H40V55L37 56V54H39V52L36 53V56H35V53H34L35 50L32 51V48H30V49L28 48L30 51H32V52L34 53L33 55L35 56V58L37 57L39 60L41 59V62H40V67H39V62L37 61L38 59H35L34 56L32 55V53H30V57H29V58H28V55H29V54L26 56V58H28V59H26L25 57H23V58L20 60V61H22V60H25V61L28 60V64H27V61H26V65H30L29 62H31V63L33 64V63H34V62H33L34 59H35L34 61L37 62V63H35V65H32V66L35 67L36 69L30 67L31 65L29 66V67L31 68L32 71L35 70L33 73L31 72L32 74L29 73L28 70H25V71H27L26 73H28L27 76L29 75V77H30V74H31V77H32V78H31V77L29 78L30 80H27V81H28L27 83H29V85H28V84H27V85L30 86V83H31L32 86H30V88L28 87L29 90H27V85L25 86V83H24L25 80H23L22 84L25 86V87L23 86V91H24V88H25V89L29 92V96H28V94H27V96L25 95V96H26V97H25L24 94H23V93H25V92H27V91H24V92L22 93L23 96H24V98H22V99H23V104H22V106L19 105V103L22 102V101H21L22 99H21L20 97H23V96L20 94V91H19V89L22 88V86L19 87L21 84H20V85L18 84L17 87H15V84H17V82L14 81L15 84H14V85H11L12 83H14V82H12L13 80H16V79L19 80V79H20V77H21L20 73H18L19 75H18V74L16 75V73H15V74L13 73V75L20 76V77H19V78L15 77V79H13V80L11 81L10 84L7 83V85H6L7 88H8V86H10V85L13 86V87H15V88H17L18 91H17L16 89H15V90H16L17 92H19L18 95H21V96H18V95L16 94V96H18V98H20V100H18L19 103H17V101H14V100H13L14 98H17V97L14 96V95H15L14 93H15L16 91L13 89V87H12L10 90L13 89L12 91H14V92H10V90L8 91L7 88H4V89L7 90L6 93H5V95H4V98H5L6 94H7V96H8V93H9V92H10L11 94L13 93V94H12L13 97L11 96V94H10L11 98L8 96L9 100H10V99H11V101L13 100V101L11 102V103H12L11 106H12L15 102H16L17 105H19L20 108L24 106V107H23L24 109H23L22 111L25 112V110H26L25 113H26L27 116H26V118H23V121L26 120L25 122H26L27 124H28V122L32 121V124H31L32 126L30 125L31 122L29 123V126H28V127H29V130L33 128V126H34V120H32V119H35L33 116H36V118H37V114H38V116H40V118L43 116V119H44V118L47 119V120H44V121H46V122L44 123V121H41L42 119L39 120V117H38V118H37L38 121L43 122L44 125H47V124H50V125H51V126L48 125L47 128H49V127L52 128V129L55 128V127H54V123H55L56 120H54V119H55V118L57 119V117H58V116H56V115H58V112H57V111L61 112V109H62L63 107H65V108L67 107V109H63V110H65V111L68 110V111L66 112V114H64V115H65V116H66L67 114L69 115V114H70L69 109L72 108V111H74L75 109H74L73 107L70 106V105H72V104H70L68 101H70V100H71L70 98H72L75 94H76V96H77L76 99H78V98L80 97V96H79L80 93H81V94H80L81 97H80L79 99H82V102H83V101L86 102V103H84V104H86V106H85L83 103H80L81 100L78 99V100H76V102L74 103V104L76 105V108L78 109V107L80 106V105H78V104H82L80 107L85 106V107H86V110H88V108H91V109H93V110H92V112H91V109L88 110V111L90 112L89 116L87 115L88 112L85 110L84 107H82V108L80 109V110H82V112L80 111L81 113H79V114H78V112H77V110H76L77 113L74 112V115H73L72 117H74V116L78 117V118H77V119H78L77 124H78V122H79L80 120H81V123H82V124L86 123L85 121H83V120L81 119L82 117H84L85 113H87V114H86V115H87V116H86L87 119H86V118H85V119H86V121H88L89 123H90V122L93 123V122H94L93 120L100 119L99 116H98L99 118H96V117H95V113H96V112L99 113V112H98V111H99V108H97L96 106L99 104V103L97 104V102H101V103H102V101H100V100L97 101V100H98V99H101L102 97L99 98V97H100L99 94H98L99 97L97 96V93L95 92V88H94V86L91 87V86H92V85H91V83H92L91 81H93V83H94V82L96 83V82L98 81V79H100L99 82H98V84H100V81L103 80L102 82L104 83V80H105V82H106V80H107L108 83H109V84H108V83L106 82V83H107V85H106L107 88H108V85H110V84L113 85V80H112V79L110 78V76H109V74H110V69H111V68L108 69L107 67H109V65H108L107 63H105V61L107 62V59H106L107 56L102 55V57L106 59V60H104V62H103V60H102V62H101V63H103V64L105 63V65L107 66L106 68H104L105 65H103V64L100 65V60H99V58H98V59L96 58V60H97L96 62L99 61V62H98L99 65H98V63H96V62L91 63V61H92L93 59H94V61H95V58H93V57L97 56V53H96L95 56H93L94 54H92L93 57H90V56H91V53H93V52L95 51V50H93L94 48H95V49H98L97 47L92 46L93 48L91 47L90 49H92L93 51L90 52L88 49L85 50V49L83 48L84 46H86V45H84V46L82 47V48L84 49L83 52H82V50H81V52H79L80 50L78 49V50H77L78 53H74L75 55L73 56V55H68L69 53L71 54V52H72L71 50L73 49V47L71 46L72 49L70 50V51H71V52H70L68 49H67L68 51L65 50V49L67 48V45H66V48H65ZM68 45H71V44H68ZM72 45H73V43H72ZM95 45H96V44H95ZM147 45H149V46H147ZM160 45H161V44H160ZM175 45H176V44H175ZM190 45H191V43H190ZM190 45H188V48H189ZM198 45H200V44H198ZM203 45H204V44H203ZM206 45H207V42H206ZM206 45H204V46H206ZM5 46H6V45H5ZM14 46H15V45H14ZM14 46H13V48H14ZM17 46H18V45H17ZM27 46H26V52H27V50H28V49H27ZM35 46H36V48H35ZM55 46H56V45H55ZM62 46H63V45H62ZM62 46H61V48H62ZM73 46H75L76 48H78L79 44H78V46H76L75 44H74ZM112 46H113V47H112ZM121 46H122V44H121ZM146 46H147V47H146ZM162 46H163V45H162ZM167 46H168V44H167ZM179 46L182 47V48H181V50H182L183 47H185V46H187V45H184V46L182 45V46H181V45L179 44ZM211 46H212V45H211ZM214 46H215V45H213V47H210V46H209L211 49H208L209 47H208V48H205V49H207V51L210 50V51H208L209 53H210V52H213L212 54H215V50H216V48H215V49H212V48H214ZM6 47H7V46H6ZM11 47H10V49H11ZM53 47H54V46H53ZM110 47H112V48H110ZM148 47H150V49H149ZM153 47H154V46H152V48H153ZM156 47H157V46H156ZM158 47H159V48H158ZM158 47H157V49H159L158 51H160V48H161V47H160V46H158ZM163 47H164V46H163ZM163 47L161 48V53H162V54H163V51H164V50L168 52V50H166V49L163 48ZM165 47H166V46H165ZM175 47L177 48L178 46H175ZM192 47H193V46H192ZM215 47H216V46H215ZM16 48H17V47L15 46L14 49L16 50ZM19 48H20V47H18V51H19ZM48 48H49V47H48ZM76 48L73 49V51L76 50ZM79 48L82 49L80 46H79ZM88 48H89V46H88ZM100 48H101V47H100ZM109 48H110V49H109ZM124 48H122V49L124 50ZM146 48H147V49H146ZM166 48H167V47H166ZM168 48L170 49V47H168ZM168 48H167V49H168ZM172 48H173V47H172ZM186 48H187V47H186ZM186 48H184V49H186ZM8 49H9V47H8ZM69 49H70V48H69ZM102 49H98V50H96L95 52H97V51H99V50H102ZM122 49H121V50H122ZM132 49H133V50H132ZM135 49H136V50H135ZM157 49H156V50H157ZM162 49H163V50H162ZM44 50H45V49H44ZM44 50H43V51H44ZM56 50H57V49H56ZM58 50H60V48H58ZM110 50H111V51H110ZM152 50L154 51L155 49H152ZM156 50H155V51H156ZM181 50H180V48H179V49H176L175 51H180V52H181ZM212 50H213V51H212ZM18 51H17V52H18ZM20 51H22V48L20 49ZM20 51L18 52V55H19ZM124 51H125V50H124ZM124 51H123V53H122V51H121V53L124 55L123 57H124V59H125V55H126V54L124 53ZM153 51H151V52H153ZM169 51H171L170 54L173 53V49H172V50H169ZM17 52H16V53H17ZM57 52H58V53H57ZM60 52H61V53H60ZM63 52H64V55H66L67 52H68V54H67L66 56L61 55V54H63ZM65 52H66V54H65ZM74 52H75V51H74ZM100 52H101V51H100ZM104 52H103L102 54H104ZM128 52H126V53H128ZM131 52H132V53H131ZM140 52H141V51H140ZM145 52H144V53H145ZM10 53H15V51H13V50L11 49V52H10ZM16 53H15V54H16ZM21 53H22V55H26L24 52H21ZM28 53H29V52H28ZM72 53H73V52H72ZM80 53H81V54H80ZM98 53H99V52H98ZM109 53H108V55H109ZM141 53H142V52H141ZM141 53H140V56H139L141 59H142V58H143V59H145V58L147 59V57L149 56V55H148L147 57H145V56L143 57V56H141V55H144V54H143V53L141 54ZM156 53H158V52H156ZM161 53H160V54H161ZM177 53H179V52H177ZM177 53H175L174 55L177 56ZM57 54H58V55H57ZM76 54H77V56H76ZM129 54H128V55H129ZM153 54H154V53H153ZM158 54H159V53H158ZM158 54H157V55L154 54V55L151 56V57H154V58L157 59L158 56H159L158 58H160V57L162 58V57L164 56V57H165L164 60L167 59V58H166V55L161 56V55H158ZM164 54H165V52H164ZM4 55H5V54H4ZM4 55H2V56L5 57ZM8 55H10V54H7V53H6V57H7ZM12 55H13L14 57L17 56V55H14V54H12ZM12 55H11V56H12ZM20 55H21V54H20ZM20 55H19V56H20ZM59 55H61L62 57L59 56ZM105 55H106V53H105ZM145 55H147V54H145ZM168 55H169V54H168ZM179 55H180V54H179ZM31 56H33V59L31 58ZM50 56H51V57H50ZM56 56H58V57H56ZM67 56H69V58H70V56H71V58H72V56H73V57H74V59H73V62H74V63H73V62H70V61H72V59L69 60V61H66L67 59H69V58H67ZM99 56L101 57L100 54H98L97 57H99ZM132 56H134V54H133ZM132 56H131V58H132ZM172 56H173V54L171 55V57H172ZM21 57H22V56H21ZM53 57H55V59H54V60H50V59H53ZM77 57L80 58V60L82 61V65H83V66H84V64H85L84 67H85V69L87 70V73H86V74H85V72H84L85 70H84L83 68H82V70H80V71H82V72H81L82 74L80 73V71H79V72L77 71V70H79V68L81 69V67H80V66H81V65H80L81 63L79 62L80 60H76V61H75V58L77 59ZM81 57H84V59H86V61H85L83 58H81ZM126 57H127V56H126ZM149 57H150V56H149ZM178 57H180V56H178ZM8 58H9L10 60H11V58H12V60H13V57H9V56H8ZM18 58H19V57H18ZM57 58H58V59H57ZM66 58H67V59H66ZM79 58H78V59H79ZM90 58H92V59H90ZM103 58H101V59H103ZM114 58H115V57H114ZM131 58L127 57L126 60H124V62L127 61V60H129V59H131ZM140 58H138V59L140 60ZM176 58H177V57H175V58L173 59V61H171V60H168V59H169V56H168V59L166 60V62H169V63L171 62V63H172V62H174V61L176 60ZM5 59H6V58H5ZM15 59H16V58H14V61H15L16 63H14V61H13V63H14V64H18L17 61H19V60H15ZM29 59H31L32 61H30ZM56 59H57V60H56ZM62 59H64L65 63L63 62ZM82 59H83L84 61H83ZM12 60H11V61H12ZM161 60H162V59H161ZM6 61H7V60H6ZM8 61H9V60H8ZM8 61H7V62H8ZM20 61H19V63H20ZM45 61H44V62H45ZM55 61H56V62H55ZM58 62L61 63V64H60V68H62V70L64 69V67H65L66 69H67V68H68V69H72L71 66H72L73 64H75V63H76V65H77L78 68H77L75 65H73L75 68L73 67L72 70H68V71H70V72H65V71H67L66 69H64L65 71H62L60 68H59L60 70L58 69V70H59V71H58V70H56V68H57L58 65H59ZM66 62H68V64L70 63V65H68ZM77 62H78L79 64H77ZM122 62H123V61H122ZM124 62H123V63H124ZM143 62H145V60H142V63H143ZM164 62H165V61H164ZM13 63H12V66L14 65ZM21 63H23V65L25 64L24 61H22ZM21 63H20V65H18V69H19V70H17V71H18V72H19V71H20V72L22 71V73L24 74L23 70H24V67H25L26 65L21 67V65H22ZM54 63H55V65H54ZM63 63H64V65H63ZM72 63H73V64H72ZM83 63H84V64H83ZM113 63L115 64V61H114ZM9 64H10V61H9ZM9 64H7V65H5V66H8ZM41 64H42V66H44L43 69H42V67H41ZM95 64H96V65H95ZM36 65H37V67H36ZM48 65H50V68L52 69V71H51V69H50L49 67H47ZM56 65H57V67H56ZM78 65H79V66H78ZM10 66H11V65L8 66V67H9V68H8L9 71L12 70V68H10ZM53 66H54V67H53ZM67 66H70L71 68H69V67H67ZM95 66H97V67H95ZM101 66H103V67H101ZM14 67H17V66H13V69H14ZM27 67H28V66H26V69H27ZM29 67H28V68H29ZM55 67H56V68H55ZM20 68H22V69L20 70ZM30 68H29V69H30ZM37 68H38V69H37ZM44 68L47 69V70L49 69V71L46 70L47 73H48V72H51L50 75H53V76H54V74L56 73V71L58 72V73H57L58 75L61 73L60 71H62V72H63V76L66 75V74H68V75L71 74V72H72L73 70H75V71H73V73L75 72V75H76V76H77V73H78L79 75L81 74L80 76H77V77L79 78L78 80H76V77H72V75H71V78H72V79H75V81H74L73 83L76 84V85H73V84L71 83V84L73 85V88H72V86H71V84H70V89H71V90L73 89V91H76L75 93L73 92L74 95L71 94V91H70L69 86H68L69 84H68V85H67V84H64L62 80H61V83H60V82L58 81L59 78H57V77H56V78H57L56 81H52V79H53L57 74H56L54 77H53V76H50L49 74H48V76H46V79H47V80L50 79V80H48V81H52L53 84L57 83L58 86L60 85L59 88H61V86H62V88L59 89V90L57 91V92H58V96H57V97H59V96L61 95V96H63L64 100L67 101V102H65V101L62 99V97L59 98V99H61V100H59L58 98H55V99H52V100L50 99V97H52V96H53V97H54V96L56 97V94H57V93H56L55 91L58 89V86L56 87V85H55V87H54L53 85H49L51 82L49 83L47 80H45V78H43V77L41 78V76H39V75H42V72H43V73L45 72ZM53 68H55V69H54V70H56L55 72L53 71ZM99 68H100V71H99ZM10 69H11V70H10ZM101 69H102L103 71H102ZM106 69H107V71H106ZM104 70H105V72H104ZM9 71L6 69V70H5V74H4V73H2V74H4V75L7 77V76H9V75H6V74H7ZM15 71H16V69L14 70V72H15ZM29 71H30V70H29ZM101 71L104 72V74H103ZM59 72H60V73H59ZM64 72H65L66 74H65ZM83 72H84V73H83ZM98 72H99L100 74L102 73V75L99 74V75H98L99 78H96V77H98V76H96V75L98 74ZM106 72H107V73H106ZM108 72H109V74H108ZM10 73L12 74V71H11ZM10 73H9V74H10ZM40 73H41V74H40ZM47 73L45 72L43 75H45V74H47ZM52 73H54V74H52ZM73 73H72V74H73ZM88 73H89L90 75H92L91 77H94V74H95V78H96V80L94 79V80H95V81H94V80L90 79V76H89V78H88L89 80H87L89 83H88L87 81H85V80L87 79L86 76L88 75ZM84 74H85L86 76H83V77H82V75H84ZM106 74H107V75H106ZM25 75H26V74H25ZM32 75H33V76H32ZM68 75H67V78L70 77V76H68ZM73 75H74V74H73ZM103 75L109 76V77H108L109 80H108V78H107L106 76L103 77ZM5 76L1 77V75H0V77L2 78V79L0 78V80H1V81L4 80L3 82L0 83V85L2 84L0 87H2V86H3V87H6V86H4V85H5L4 82H6V81H5V80H6ZM27 76H26V79H28ZM59 76H60V75H59ZM63 76H62V73H61V77H60V78H63ZM101 76H102L104 79H103ZM111 76H113V75L111 74ZM44 77H45V76H44ZM47 77H49V78H47ZM51 77H53V78L51 79ZM64 77H65V76H64ZM80 77H82L84 80H83L82 78H80ZM3 78H5V79H3ZM11 78H12V76H11ZM22 78H24V77H22ZM22 78H21L20 80H22ZM65 78H66V77H65ZM65 78H63V80H64ZM101 78H102V79H101ZM105 78H107V79H105ZM112 78H113V77H112ZM7 79L10 80V78H7ZM38 79H39V81H38ZM8 80H7V82H10V81H8ZM20 80H19V82L21 83ZM43 80H44V81H43ZM70 80H71V79H70ZM70 80L67 79V81L64 80V82H66V83L71 82L72 80H71V81H70ZM79 80H81V81H79ZM90 80H91V81H90ZM110 80H112V82H109ZM36 81H37L38 83H37ZM46 81H47V82H46ZM19 82H18V83H19ZM33 82H34V83H33ZM40 82H41V83H40ZM43 82H44V83H43ZM45 82H46V83H49V84H48L49 86H48ZM54 82H55V83H54ZM81 82H82V83H81ZM84 82H85V84H84ZM102 82H101V85H98V87L100 86V89H101L102 86L105 85V83H104V85H103ZM35 83H37V85H35ZM62 83H63V84H62ZM79 83H80V85H79ZM41 84H43V87H42ZM61 84H62V85H61ZM96 84H97V83H96ZM96 84H95V85H96ZM39 85L41 86V88L39 87ZM82 85H83V89H82ZM87 85H91V86L88 87ZM112 85H110V88H108V90H107V88H106V90H107L106 93L109 92V90H112V88H111ZM33 86H35V87H37V88H40V91H39L38 93H37V92L33 93V91H35V90L33 89ZM74 86H75V87H74ZM79 86H80V87H79ZM85 86H86L87 88L84 90ZM52 87H54L56 90L54 91V89H52ZM96 87H97V86H96ZM98 87H97V88H98ZM88 88H89V89H88ZM91 88H94V89H93L94 94L92 93V91H91L92 89H91ZM159 88H160V90H156V89H159ZM159 88L153 89V90H154L153 92H152V90H151L150 93H152V94H154V93H161V91H162L163 94L161 93V95H164V90L166 91L167 87H166V89H165L164 87H159ZM161 88H162V89H161ZM2 89H3V88H1L0 91H1ZM31 89H32V90H31ZM35 89H36V88H35ZM41 89H42V90H41ZM51 89H52V91H51ZM76 89H77V90H76ZM79 89H80V90H79ZM163 89H164V90H163ZM38 90H39V89H38ZM38 90L36 89V91H38ZM60 90H61L62 92H60ZM81 90H82V91H81ZM83 90H84V91H83ZM155 90H156V92H155ZM31 91H32V92H31ZM44 91H45V92H44ZM68 91H70L69 93H70L71 95H73L72 97H71V95H68V96H67V94H69ZM80 91H81V92H80ZM97 91H98V90H97ZM159 91H160V92H159ZM2 92H3V90H2ZM21 92H22V89H21ZM28 92H27V93H28ZM46 92H47V93H46ZM52 92H54V93H52ZM65 92H67V94H65L66 98L69 97L68 100L65 99L64 95L62 94V93H65ZM79 92H80V93H79ZM99 92H100V93H102V92L105 93V90H103V91L99 90ZM31 93H33V97H34V94L37 93L38 96H37V97H36V96L34 97L35 100H33V97L30 95ZM42 93H43V95H45V97H46V96H50V97H46V98H49V99H50L49 101L46 100V102H47L46 104H48V105H45V101H42V99H43V98H41V97H43V96H41ZM44 93H45V94H44ZM50 93H51L52 95H51ZM59 93H60V94H59ZM77 93H78V95H77ZM95 93H96V95H95ZM110 93L112 94L113 91H112V92L110 91ZM150 93H149V94H150ZM165 93H168V90H167ZM49 94H50V95H49ZM92 94L96 97V101H97V102H96V104L93 103V105L95 104L94 106H95L96 110H98V111H96L94 108H92L93 106H92V107L90 106V104L92 105V102H91L89 99H91V100L93 101L92 97L95 98ZM152 94H150V96H152ZM2 95H3V94L0 93V98L3 97ZM102 95H103V99H101V100H104L105 102H107V100H105L106 98H104V94H102ZM102 95H101V96H102ZM109 95H110V94L107 93V95H105V97H106V96H109ZM158 95H159V94H158ZM158 95H156V98L153 97V96H154V95H153V96L151 97V99L153 98L154 100H155V99H157V100H160V99H161V100H162L166 94H165L164 96H162V98H160V97H159L160 95H159V96H158ZM30 96H31V97H30ZM78 96H79V97H78ZM113 96H114V94H113ZM28 97H29V98H28ZM38 97L41 98V104H40V101H38V103H39L40 106H38V104H35V103H37V102H35V101H37V100L40 99V98H38ZM97 97H98V99H97ZM114 97H115V96H114ZM114 97L111 96L112 99H109V100H114V101H116V102L118 101L119 104L122 105V104H121V103H122L121 100H119V98L117 99L116 97H115V99H113ZM157 97H159V99H158ZM165 97H167V95H166ZM8 98H7V99H8ZM18 98H17V99H18ZM27 98H28V99L32 98L33 101L31 102V101H30L31 99H30V100H29V103H33V102H35V103H34L35 106H33V104H32V105L29 104V106H31V107H29V109L26 108V107H27V104L24 105V102L26 101ZM36 98H37V100H36ZM108 98H110V97H108ZM7 99H5L6 102L4 101V102H2V103H8V102H7ZM17 99H16V100H17ZM24 99H25V100H24ZM72 99H73V101H70V102H74V97H73ZM84 99H86V100H84ZM165 99H166V98H164V100H165ZM0 100L2 101L3 98L0 99ZM9 100H8V101H9ZM44 100H45V98H44ZM58 100H59V103H58V102H56V103H57V105H58V107H59V110H57V109H58L57 105L53 103V101L55 102V101H58ZM1 101H0V103H1ZM27 101H28V100H27ZM27 101H26V102H27ZM50 101H52V102H50ZM63 101H64V102H63ZM77 101H79V103H77ZM114 101H113V102H114ZM62 102H63V103H62ZM89 102H91V103H89ZM93 102H94V101H93ZM118 102H117V104H116V103H115V104H114V103L111 104V102H107L106 104L104 103V105H103L104 108L102 107L101 104H100V106H98V107H100V109H102V110L107 109L108 107L106 108V105L109 103L108 106L111 104V105L109 106V108H111V106H112V109H110L111 112H112L114 109H117V108H118V109H117V110H118L117 112H119V111L121 112V111L123 110V108L118 104ZM42 103H43L45 106H44ZM61 103L63 104V107H61V106H62ZM65 103H66V104H67V103L70 104V105H69L70 108H69V106H67V105L65 106ZM16 104H15V105H16ZM52 104H54V106H53ZM1 105H2V104H1ZM1 105H0V107H1ZM6 105H7V104H6ZM6 105H5V107H7V106L10 105V104L8 103V105H7V106H6ZM15 105H13V106H15ZM77 105H78V107H77ZM88 105H89V107L87 108ZM115 105H117V106L119 105L120 107H116ZM2 106H4V105H2ZM41 106H43L42 111H43V109H44L45 107L49 106V107H47V108L44 109L45 111L47 110V112L45 113V111H44V113H45V114H44L43 112L37 110L38 113H35V115H33V114H34L33 111L37 112V111H36V108H37V109H38V108H41ZM52 106H53V108H55V107L57 108V109L55 108V109H56L55 114H56V112H57V114L55 115L56 117L54 116L55 118H53V117L49 116V118H46V117H48V116H46V114L48 113V109L50 108L49 110H51V112H50L49 114H51V113H52V110H54V109H52ZM73 106H74V105H73ZM114 106H115L116 108H114ZM8 107L10 108V106H8ZM17 107H18V106H17ZM17 107H16V109H17ZM60 107H61V109H60ZM80 107H79V108H80ZM101 107H102V108H101ZM1 108H2V107H1ZM1 108H0V111L2 110ZM20 108H19V110H20V112H21V109H20ZM25 108H26V109H25ZM68 108H69V109H68ZM109 108H108V109H109ZM120 108H121V109H120ZM7 109H8V108H7ZM7 109H5V110H7ZM14 109H15V107H14ZM14 109H13V110H14ZM31 109H32V110H31ZM73 109H74V110H73ZM108 109H107V111H110V110H108ZM119 109H120V110H119ZM10 110H12V107L10 108ZM10 110H8V111H10ZM27 110H28V111H27ZM39 110H40V109H39ZM63 110H62V111H63ZM70 110H71V109H70ZM83 110H85L86 112H83ZM102 110H100V112H102ZM3 111H4V108H3L2 112H3ZM16 111H18V109H17ZM16 111H15V112H16ZM65 111H63V112H65ZM72 111H71V112H72ZM78 111H79V109H78ZM104 111H105V110H104ZM2 112H1V113H2ZM10 112H12V111H10ZM10 112L7 114V113H5V111H4V114H3V115H6V114L9 115ZM18 112H19V111H18ZM27 112H28V113H27ZM29 112H31V113H33V114H30ZM39 112H41L42 115H40ZM111 112H109V113H108V112H105L104 114L99 113L98 115L101 114L102 121L100 120V122H98V121H99V120H98L97 123L100 124L101 122H103V116H106V117H107ZM113 112H115V111H113ZM1 113H0V114H1ZM13 113H14V111H13ZM13 113H12V114H13ZM21 113H22V112H21ZM25 113H23V114H25ZM75 113H76L78 116H77ZM97 113H96V115H97ZM102 113H103V112H102ZM122 113H123V111L121 112V115H118V114H120V113H117V114H116L117 116L114 114V117H115V116H116V117H118V116L120 117V116H121V118H122V117H123V116H122V115H123ZM12 114H10V115H12ZM14 114H15V113H14ZM19 114H20V113H19ZM19 114H17V115H19ZM29 114H30V115H29ZM49 114H48V115H49ZM52 114H54V113H52ZM60 114L63 115L62 112H61ZM80 114H81V115L83 114V115L80 116ZM106 114H107V115H106ZM112 114H113V113H112ZM10 115H9V116H10ZM68 115H67V116H68ZM71 115H72V113H71ZM71 115H70L69 117H67L65 120H62V117H61L60 120H62V121H60V123L69 120V118H70V120H72ZM90 115H91V116H90ZM93 115H94V116H93ZM1 116H2V115H1ZM1 116H0V119H1ZM21 116L24 117L22 114H21ZM21 116L19 115V117H21ZM44 116H45V117H44ZM110 116H112V115L110 114ZM2 117H3V116H2ZM14 117H15V115H14ZM14 117H13V118L10 117V118H9L10 121H11V118L14 120V119H15ZM30 117H31L32 119H31ZM76 117H75V118H76ZM79 117H80V119H79ZM89 117H90V119H92V121H90V119H88ZM94 117H95L96 119H93ZM106 117H104V118H105L104 121H105V120H108V119L111 118V117L108 116V119H107ZM116 117L114 118V120L116 119ZM3 118H4V117H3ZM3 118H2V119H3ZM5 118H6V117H5ZM16 118H18V116H17ZM51 118H52V120H53L52 122H54V123H51V122H50V119H51ZM121 118H117V119L122 120ZM29 119H30V120H29ZM48 119H49V120H48ZM58 119H59V118H58ZM73 119H74V118H73ZM77 119H74V122H75V123H76L75 120H77ZM112 119H113V117H112ZM6 120L8 121V119H6ZM16 120H18V119H16ZM20 120H21V121L18 120V121H19L18 123L23 122V121H22V118H21ZM28 120H29V121H28ZM110 120H111V119H110ZM0 121H1V120H0ZM3 121H5V120L3 119ZM14 121H15V120H14ZM14 121H13V122H14ZM38 121H35V122H38ZM82 121H83L84 123H83ZM13 122H12V125H13ZM25 122H24V125H25V126H24V125L22 126L23 123H21V126H22V127H21L19 124H18V125H19V127H21L22 129H23V127H25L26 130H28V127H27V125H26ZM49 122H50V123H49ZM56 122H57V126H58V128H59L61 125L59 126L60 123H59L58 121H56ZM68 122L71 123L70 121H68ZM74 122H73V123H74ZM95 122H96V121H95ZM117 122H119V120H118ZM0 123H1V122H0ZM6 123H7V122H6ZM14 123H15V122H14ZM46 123H47V124H46ZM66 123H67V122H66ZM66 123H65V126H67ZM73 123H71V124L73 125ZM89 123H88V124L86 123L85 125H82V126H83V127H84V126L86 127V125L88 126ZM97 123L92 124V125H96ZM4 124H5V123H4ZM4 124H3V126H4ZM9 124H10V122H9ZM52 124H53V125H52ZM62 124H64V123H62ZM7 125H8V124H7ZM7 125H6L5 127H7ZM35 125H36V124H35ZM40 125L43 126V124H37V127H38V128H41ZM55 125H56V124H55ZM79 125H80V124H79ZM16 126H17V125H16ZM39 126H40V127H39ZM63 126H64V125H63ZM63 126H61V128H60L61 131L64 130V129H62ZM65 126H64V127H65ZM69 126L72 127L71 125H68V127H69ZM75 126H76V125H75ZM75 126L73 127L74 129H75ZM82 126L80 125V127L78 126L79 128L77 127L76 129H80ZM11 127H12V126H11ZM70 127H69V128H70ZM83 127H82V128H83ZM85 127H84V128H85ZM0 128H2V126H1ZM21 128H19L20 131H22ZM38 128L36 129V127H35V129L38 130L36 133L33 132V131L35 130L34 128L32 129L33 131L31 130V131L34 133V134H33V133L31 132V134H32V136L35 135V139H37L38 137H41V136H42V134H41V132H40V130H39ZM42 128H43V127H42ZM47 128H46V129H47ZM65 128H67V127H65ZM73 128H72V129H73ZM82 128H81V130H79V131H83V132H84L85 129H84V128L82 129ZM88 128H89V127H88ZM88 128H87V129H88ZM7 129H8V128H6V130H7ZM13 129H14V127H12V130H13ZM16 129H18V127L15 128V130H13V131H14L13 133L11 132V131H12L11 129L8 130L7 133H9V134L11 133V134H10L11 136H9V134H7L6 131H4L5 128L3 129V132H5V134H1L2 137H3V138L6 137V136H3V135H6V134H7V137H9V140H7V139H3V140L5 141L4 143H6L7 141L10 142V140H11L10 138H12V137H15V138H13V139H12L13 141L10 142L9 144H11V143H13V142H16L15 139H17V140L20 139V137L17 138V136H19L21 133H23V131H22L21 133H19V130H17V132H15ZM56 129H57V128H56ZM60 129H59V130H60ZM67 129H68V128H67ZM67 129L65 130L66 133H67L68 131H70L71 128L68 129V131H67ZM29 130H28L27 132H26V131H25V132H26V133H29ZM44 130H45V129H44ZM57 130H58V129H57ZM121 130H122V131H121ZM121 130H118V131L123 132L125 129H124V130L121 129ZM9 131H10V132H9ZM42 131H43V130H42ZM49 131H50V130H49ZM49 131H46V132H48V135H49ZM55 131H56V130H55ZM77 131H78V130H77ZM86 131H87V130H86ZM125 131H126V130H125ZM125 131H124V132H125ZM44 132H45V131H44ZM46 132H45V133H46ZM50 132H52V130H51ZM56 132H57V131H56ZM56 132H52L50 135L53 137V136H55ZM121 132H118V133L120 134L119 137L116 135V134H117L116 132H115L113 135H116L118 138H120L119 140H123L124 138L121 139V135L124 134V132H123V133H121ZM0 133H2V130L0 131ZM16 133H19V134H18V135H13V134H16ZM38 133H40L41 135H39V136L37 137L36 134L38 135ZM45 133H43V134H45ZM54 133H55V134H54ZM69 133H70V132H68L66 135H65V132H64V135H60V133H59V137L56 138V142H57V139H59V141H58L57 143H58L60 146H59V145H58L59 147H57L56 145H54V146H56V149H57V148L59 149V148L61 147V144L63 143V147H65V146L67 145L66 148H65V150L69 148L70 152H72V154H73V153L77 152L76 150L79 149V148H76V150H75V147L72 146V148H74V151H75V152H74V151L71 150V148H70V147H71L70 144H71L72 142H70V141L67 142V141H68V139L72 140V137L70 138L71 135H73V137H74V135H77V136H75V137H77V140H76L75 137H74V139H73L72 141L78 143V144L76 145V144L73 142V143L78 147V145L80 144V143H79L80 141H78V140H81V138H82L81 135H82V134L80 135L81 137L79 138V135H78L79 132H78V133H73V132L71 131V133H70V134H69ZM23 134H24V133H23ZM23 134H22V135H23ZM29 134H30V133H29ZM52 134H53V135H52ZM57 134H58V132H57ZM62 134H63V133H62ZM68 134H69V137H68ZM12 135H13V136H12ZM22 135H20V136H21V138H23V140L20 139V140H22V141H19V140H18L17 143L21 142V143L24 145L23 142H24L25 139H26L25 137H27V141L31 138L30 141H28V142H30V146L28 145L29 143H27V145H26V144L24 145V149H23V148H19V149H18V146H17V145H20V143L17 144V145H15L16 147H14V148H17V149H15V150H18V153H17V151H15L14 148H13V150H11V154L13 153L12 151H14L13 154H16V153H17V155H18V154H19V155H18V156L16 155L17 158H16V159L13 158L14 160H12V158H11V157H13V154H12V156L10 157L12 161L10 160V161H7V162H6V158H7V160H9V159H8L9 157H7L5 154H3V155H5L4 157H1V158H0L1 160H2V158H3L2 161H4V159H5V161H4L3 163H5V164L7 163V164H6V168H7V169H5V170L2 169V168H5L4 165H3V167L0 166V168H1V170H2V171L0 172V176H1L0 179L3 178V179L5 180V181H3V180L0 181V182H1V183H0V186H2V188H3V186L8 188V191L11 192V193H10L11 196L8 195V194H7V195H8L9 197H12V200H13L12 202H10L9 200H11V199H9L8 197H7V198H8L9 200H6V199L4 198V197H5V196H4L5 193H2V195L0 194V221H1L0 224H1L2 227H3V228L0 227V264H6V263H5V257H6L8 254H10L11 251H12L13 253L16 252V253H19V254L23 251L24 246H25V244H26V239H25V237H26V234H27V228H28L29 230L34 231L35 233H37L38 236H39V235L42 236V237H43V238H42L43 240H44V238L46 239V242H45V243L48 244V247H49L48 249H49V251L51 252L50 254H54V255H55V259L58 261V264H66L67 261H68V259L65 258L66 256H64V253H62V252H60V251H57V250L61 247V246H59V248H58L57 243L60 242V244H65L66 242H68V241H66V240H70V239H68V238H70V235L72 236L73 233H74V235H75V230H74L75 227H76L77 232H79V233L76 232L77 234L82 235V234H83L82 232L85 231V232H84V235H85V233L89 232L88 230H91V231L89 232V233H91L90 237H91V236H92V237L95 236L96 233H97L98 231H101L102 226H104L103 222L106 223L107 220H108V215H107V214H108L109 206H107V205H105V206L103 205V206H102V205H100V204H96V203H97V200H91V202H94V204H96V205H94L93 203H90L89 200H88L89 203H88L87 200H86V204H84V207H88L89 204H91V205L93 204L92 206L89 205V208H87V210H88V209L90 210V209L92 208V210L94 209V211H96V209H97V211H98V210H99V211H102V212H99V211H98V213H100V217H101V218L99 217L100 220H97V221L93 220L94 224H93V222H91L90 219H88V220H90V221L88 222L87 220H85L86 223L88 222L87 225H86L85 223H82V222H85V221H82V218H77V217H75L73 220H71V221H72V224H75V222H76L75 227H74V225H73V226H72V225H68V223H70L69 221H70V218H71V217H68V216H67V217L69 218V221H68L67 218H66V216L63 217L64 214H61V215H62L61 218H62V217H63V218L60 219V218H59V217H60V214L57 213V212H54V210H53V208H54L53 205H56V204H57V201H56V200L54 201V199L56 198V196H57V198H58V196L60 195V193H61V194H64V195L66 194V192H65L66 190L64 189V187H65L67 184L65 185V183H67V182L69 183V181H71V179L69 180L68 178H69V177L71 178V176L73 175L72 173H74V170H73L71 167H72L73 164L76 163V161H75V159L73 158V161H74L75 163H71L72 165L70 164V166L68 165V167H67V164H69L70 162H73V161H71V160H69L70 162L67 161L68 159H71V158H67V157H65V159L62 158V157L64 156V155H63V154H64V153H63V150H61L62 148L59 149V152H58V151L55 152L56 154H57V153L60 154V152L62 151V153H63L62 156L57 155L59 158H60V157L62 158V159L60 158L61 160H60L59 158H57V159L55 160V159H54V155H53V157H51V158L49 159V158H48L49 153L52 152L53 149H55V147H52V148H47L48 146L46 147V145L48 144L47 141H49V140H46V142H45V141L43 142L42 140H44V138H41V140H39V142L41 143V141H42L43 143H47V144H46V145L44 144L45 146H42L43 144H39V143H38V140H37L36 145H34V143H35V139H33L34 137L32 138L31 136H28V134H27V135H23V136H22ZM125 135H126V134H125ZM43 136H44V135H43ZM43 136H42V137H43ZM56 136H57V135H56ZM56 136H55V137H56ZM116 136H113V139L117 138ZM7 137H6V138H7ZM29 137H30V138H29ZM45 137H46V139H50V138H51L50 136H49V138H48L47 136H45ZM60 137H61V138H60ZM64 137H65V138L67 137V141H66V142H65ZM122 137H123V135H122ZM28 138H29V139H28ZM39 139H40V138H39ZM53 139H54V138H53ZM32 140L34 141V143H33ZM51 140H52V139H51ZM54 140H55V139H54ZM60 140H62V142H60ZM119 140L117 139L116 141H119ZM31 141H32L33 144H31ZM1 142H2L1 145H2V144L4 145L3 141H1ZM50 142H51V141H50ZM52 142H55V141L52 140ZM52 142H51V143H52ZM59 142H60V143H59ZM64 142H65V143H64ZM37 143H38L40 146H39ZM51 143H50V144H51ZM57 143H56V144H57ZM114 143L118 144V143H121V141L118 142V143L114 141ZM7 144H8V143H7ZM7 144H5L4 146H6ZM22 144H21V145H22ZM50 144H49V145H50ZM53 144H54V143H53ZM68 144H69L70 147L68 146ZM37 145H38V146H37ZM51 145H52V144H51ZM64 145H65V146H64ZM72 145H73V144H72ZM7 146H8V145H7ZM32 146H33V147H32ZM52 146H53V145H52ZM19 147H20V146H19ZM21 147H22V146H21ZM27 147H28V149H27ZM30 147H31V148H30ZM36 147H37V148H36ZM41 147H42L43 149H42ZM37 149H38L39 151H41V149H42V151H41V152H39V151L36 152ZM50 149H52V150H50ZM19 150H22L23 152H22V151H19ZM47 150H50V152L47 151ZM60 150H61V151H60ZM0 151H1V150H0ZM45 151H47V152H49V153L46 154ZM67 151H68V150H67ZM67 151H66V152H67ZM2 152H3V151H2ZM19 152H20V153H19ZM64 152H65V151H64ZM9 153H10V152H9ZM42 153H43V154H42ZM53 153H54V152H53ZM55 153H54V154H55ZM56 154H55V158H56ZM68 154H69V153H68ZM68 154L66 153V156H67ZM70 154H71V153H70ZM72 154H71V156L68 155V157H73V156H75V154H73V156H72ZM78 154H80V152H78ZM3 155L0 153V156H3ZM210 155H214V154H210ZM9 156H10V154H9ZM50 156H51V155H50ZM78 156H79V155H78ZM78 156H75V158H76V157L78 158ZM44 157H46V161H45ZM81 157H82V156H81V154H80V157H79V158H81ZM211 157H212V159H213V156H211ZM66 158H67V159H66ZM77 158H76V160H77ZM79 158H78V159H79ZM82 158H83V157H82ZM82 158L79 159V160H83V159H84V158H83V159H82ZM51 159H54L56 162H58V159H59V162L57 163V165H58V164L61 165V164H62V161H63V163L65 164L64 167H63V169L59 168V170H57V172H53V171H52L53 175H51V173H49V172L46 174V172H47L48 170L52 169L50 166H49L50 169L47 168V164L49 163L48 160L51 161ZM54 160H53V161H54ZM65 160L68 162L67 164L65 163ZM79 160H78V161H79ZM213 160H215L214 162H216V159H213ZM2 161H0V162H2ZM53 161H51V162L49 163V165H50V164H53V163H52ZM60 161H61V162H60ZM8 162H9V163H8ZM43 162H44V163H43ZM47 162H48V163H47ZM99 162H101V164H100L99 166L101 167V169H103L102 166H101V165H102V161H99ZM45 163H46V164H45ZM96 163H97V162H96ZM96 163H95V164H96ZM0 164H1V163H0ZM44 164H45V165H44ZM7 165H8V167H7ZM62 165H63V164H62ZM62 165H61V166L58 165L57 167H62ZM96 165H97V164H96ZM9 166H10V167H9ZM52 166H54V164H53ZM44 167H45L46 169H44ZM54 167H55V166H54ZM65 167H66V168H65ZM69 167H70V169H71V174H72V175L69 174V173H70V172H69V171H70ZM97 168H99V167H97ZM55 169H56V168H54L53 170H55ZM65 169H68V170H66V171L69 172L68 174L70 175V176H68V174H67V176H68L67 179L63 177V176L67 173V172L65 171ZM50 171H51V170H50ZM59 171H61V173H59V174H60V176H62V177H60V176L58 175V172H59ZM62 171H64L65 174H64V172L62 173ZM223 172H224V171H223ZM55 173H57V175H58L59 177H58L57 175H55ZM49 174H50V177H48ZM63 174H64V175H63ZM225 175L228 176V177H230V178H231V176H232V174H225ZM229 175H231V176H229ZM55 176H57V177H55ZM67 176H66V177H67ZM234 176H235V175H234ZM51 177H53V180H51V179H52ZM232 177H233V176H232ZM50 178H51V179H50ZM57 178H58V180H57ZM59 178H60V179H59ZM62 179H64V181H63ZM68 180H69V181H68ZM2 181L5 182L4 185H2V183H3ZM51 181H55L56 183H55V182H53V183L57 184L58 187H62V189L64 190V192L61 191L62 189H59L60 193H59V192L57 193L56 191H57L58 188H55L54 186H56V185L53 184ZM58 181H60L61 183H59ZM63 183H64V184H63ZM58 184H60V185H58ZM61 184H63L64 187H63V185H61ZM7 185H8V186H7ZM53 185H54V186H53ZM99 185H100V184H99ZM99 185H97V186H99ZM97 186H96L95 189H96V190H99L100 187H101V185H100L99 188H98ZM141 187H142V189H145V185H144V188H143V186H141ZM2 188L0 187V189H2ZM7 188H6V189H7ZM53 188H54V191H51ZM6 189L4 188V192H5ZM50 189H51V190H50ZM55 189H56V190H55ZM204 190H205V191H204V193H205L207 189H204ZM0 191H1V190H0ZM2 192H3V191H2ZM6 192H7V191H6ZM51 192H52V193H51ZM54 192H55V198H53V197L49 198V197L51 196V195H49V193H50V194H54ZM207 192H208V191H207ZM46 194H48L49 197H47L48 195L46 196ZM56 194H57V195H56ZM64 195H61V196H64ZM52 196H54V195H52ZM176 196H177V198H176ZM176 196L174 197V198H175V199H174V202H176L175 200L177 199V201H178V203H179L180 201H179V198H178V197H179L178 194H176ZM45 198H46V199H45ZM48 198H49L50 200H48ZM72 202H73V201H72ZM72 202H71V203H72ZM74 202H75V200H74ZM74 202H73V203H74ZM73 203L71 204V206H73ZM75 203H76V204H75L76 206H73L74 209L79 205L78 202H75ZM77 203H78V204H77ZM84 203H85V202H84ZM178 203H175V209H177V210H178V208H180V203H179V204H178ZM80 205L83 206V203L81 204V201H80ZM80 205H79V206H80ZM98 205H100V206H98ZM176 205H177V206H176ZM79 206H78V207H79ZM96 206H98V208H100V207L102 206V207L105 208V210H104V209H101V208L98 209ZM94 207H95V208H94ZM106 207H107L108 209H107ZM103 211H105L106 213H105V212L103 213ZM56 213H57V214H56ZM101 213H102V214H101ZM103 214H105V215H103ZM57 215H58L59 217H58ZM101 215L104 216V217H102ZM56 216H57V217H56ZM105 216H106V218H105ZM58 218H59L60 222H61L62 220H65V221L67 220L68 223H67V221H66L65 224H64L65 221H63L62 223H60V222H58L59 220L57 221ZM71 219H72V218H71ZM76 219H77L78 221H75V222H74V220H76ZM80 219H81L82 222H80ZM101 219H102V220H101ZM105 221H106V222H105ZM73 222H74V223H73ZM78 222H79V223H78ZM95 222H96V223H95ZM81 223H82V224H81ZM90 223L93 224V225H95V224H96V225H95V226L91 225V227H90V226H89ZM97 223H98V224H97ZM99 223H101V224H99ZM62 224H64V226H63ZM70 224H71V223H70ZM78 224H81V225H79V226H80L79 229H83V227H85V229H86V226H87L88 228L90 227V229H86V230L83 229V230L78 231V227H79ZM168 224L171 225L170 222H169ZM1 225H0V226H1ZM61 225H62V226H61ZM83 225H85V226H83ZM69 226L72 227V228L74 227V228H73V229H72V228L69 229ZM98 226H100L101 229H100ZM65 227H67V228H66L67 231L64 230ZM81 227H82V228H81ZM93 228H94V230H93ZM68 229L71 230L72 233H71ZM95 229H96V230L98 229V231H96ZM92 230H93V233H92ZM81 231H82V232H81ZM68 232H69V233H68ZM95 232H96V233H95ZM64 233H67V234H65L67 237L64 236ZM70 233H71V234H70ZM192 233L196 234L195 231H192V230H191V233L189 232V234L191 235ZM77 234H76V235H77ZM93 234H94V235H93ZM74 235H73V239H71L72 242L70 241V242L66 243V244H69V245H70V246L67 245V246H69L70 248H71V246H73L74 244H76L75 246H77L78 249H79V247H80L82 244H86V242H87V241L89 240V238H90V237H89V238H86V237L89 236L88 233L86 234L85 239L82 238V237H84V236H80V235L76 236V235H75V238H77L78 240H80V241H84V240H85V242H83V243L79 241L80 243H79V242H78V243L81 244V245L78 246V245H77V242H74V241H73V240L78 241V240H76V239L74 238ZM87 235H88V236H87ZM40 236H39V237H40ZM64 237H65V240H64ZM78 237H79V238H78ZM80 237H81L82 239H81ZM92 237H91V238H92ZM71 238H72V237H71ZM91 238H90V239H91ZM86 239H87V240H86ZM58 241H59V242H58ZM62 241H64L65 243H63ZM152 241H153V240H152ZM150 242H151V239H150L149 243H150ZM153 242H154V241H153ZM153 242H151V243L153 244ZM171 242H172V241H171ZM171 242L169 241L164 249H162V250H160V251L157 252V253H158V254H157V257L159 256V258H160L161 260H162V259L164 260L165 258L170 257V256L173 257V254H175V253H172V252H174V251H173V247H172V245H170ZM24 243H25V244H24ZM72 243H74V244L71 245ZM87 243H88V242H87ZM60 244H59V245H60ZM154 244H155V243H154ZM154 244H153V247H154ZM54 246H57V247H54ZM75 246L73 247L74 250L77 249V248H75ZM82 246H83V245H82ZM82 246H81V247H82ZM149 246H150V247H149ZM151 246H152V245H150V244L148 245V247L151 248V249H150L151 251H153V252H154V251H157L156 248H153V249H154V250H153ZM81 247H80V248H81ZM169 247H170V248H169ZM56 248H58V249L56 250ZM73 248H72V249H73ZM85 248H87L86 245H84V246L82 247V250H81L82 253L84 252V250H86ZM24 250H26V249H24ZM28 250H32L31 252L33 253V248H32V247H31L30 249H28ZM51 250H52V251H51ZM79 250H80V249H79ZM79 250H77L76 252H78L79 255H80V257H81V254H80L81 251L79 252ZM165 250L168 251V252H166ZM28 252H29V251H28ZM85 252H86V251H85ZM169 253H172V255L169 254ZM34 254H35V253H34ZM34 254L31 255V253H30L31 256H30V255H24V256H22L20 264H40L39 259L36 258ZM165 254H167L168 256L166 257ZM83 255H84V253L82 254V259H83V257H84ZM154 255H155V253H154ZM164 256H165V258H164ZM161 257H162V258H161ZM170 258H171V257H170ZM65 259H66V263H65ZM163 260H162V261H163ZM69 261H70V260H69ZM71 262H72V261H70V262L67 263V264H75V263H71ZM164 262H165V260H164Z\"/></svg>","mask_w":264,"mask_h":264}]
</instances>
